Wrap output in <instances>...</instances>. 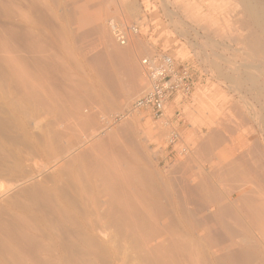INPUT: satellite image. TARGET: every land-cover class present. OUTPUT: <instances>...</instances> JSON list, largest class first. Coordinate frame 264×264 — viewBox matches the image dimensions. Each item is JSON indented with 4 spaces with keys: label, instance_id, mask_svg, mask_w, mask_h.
<instances>
[{
    "label": "rangeland",
    "instance_id": "obj_1",
    "mask_svg": "<svg viewBox=\"0 0 264 264\" xmlns=\"http://www.w3.org/2000/svg\"><path fill=\"white\" fill-rule=\"evenodd\" d=\"M30 1L31 0H25L24 3L28 4ZM105 1H106V3H107V1H109V2L106 4ZM114 1H116V0H111V1L110 0H80V1L79 0H38L37 1V4L39 5V7L42 8L43 10H45L44 13L47 14L46 16L44 14V16L42 17V18L47 19V21H45V19L41 18V16L43 14L38 16L36 13H34V15L36 14L35 15L36 17L33 14H32V16L29 17V19L33 18V20L31 19L32 22L35 21V23H37L35 25L36 26L35 29H36V35L37 36L39 35L38 39H40L41 35H43L42 38L40 39L41 41H37V43L38 42H40V43L39 44L35 43V48L36 47L39 48V47H41V45L46 46V47L44 46L45 48L42 47L43 49L39 48L40 50H42V52L39 51V53H38V51H37V53H38L37 55H40L41 59L40 58L37 59V57L35 59L41 60V62H40V60L37 61V63L39 65H37V63L34 64L35 59L33 60L34 62L33 61L31 62V64L33 63L35 66H32V65L30 66V63H29L30 61L28 62L29 63V70H32L33 72L37 71L36 74L38 75V77L35 74L36 76L33 78L35 80L36 79L38 80V85H37V84H35L37 82V80H36V82H35V80L33 81L32 77H30L29 74H28V77H30V80H32L33 82L28 81L29 79L27 80L26 78L25 79L27 81H24L25 79L22 80V78H23L22 76L24 75V74L22 75V73L19 74L20 75L19 77H21V80L17 76L19 73L18 71H20L18 69L20 66V62L18 60V55H17L18 51H17V49L15 50V48L18 47V42H16L17 41L16 36H12L13 40L10 39L9 38L10 36H8V33L10 34V32H7V31H9V28L13 32L18 31V29H20V26L17 22V19H18V15H19V12H18L19 6H20L19 4L22 2V0H10V1L0 0V33H1L0 34V36H1L0 37L1 38L0 39V49L3 50L2 52L0 50V168H3L5 166L4 169H6L5 170L6 172L3 171L4 169H0V195H1L0 196V207H1L0 208V211H1L0 219H2V218L6 219L7 218V221H6L7 223H9V220H10V223L7 224V227L5 224L6 222L3 223V219L1 220L3 224L1 222L0 223L3 226L5 225L4 228L6 227L5 229H7V230H5L3 228V226L2 227L0 226V227L2 229H4L5 231H8L7 232L8 234L5 236L6 233L4 231V232H2V235L0 233V238H1V236H2V238H5L8 235L10 236L13 234V237L16 236L15 239H17L14 241V240H12L14 238L13 237L11 238V236H10L9 240L11 239L12 242L14 241V243H12V244L10 241H8V239H7L8 237L6 238L7 241H5V239H2V238H1L2 240L0 239V242L5 241V244H4V242L2 244L0 243L1 247L2 246L4 247L7 244L8 246L11 245L10 247H14V249H15L14 250L12 248V250H9L7 248L8 247L7 246L3 250L2 249L3 247L2 248L0 247V256H1V258H3V260H5V262L7 264H15V261H17L18 259H20L22 262L18 260L16 262L17 264H24V263H26V264H34V263L35 264H41V263L42 264L43 263L48 264V262H49V264H59V263L60 264H67L69 262L72 264L73 263L74 264H90V263L91 264H102L104 262H105V264H119V263L120 264H134V262H135V264H139V263L143 264L144 262H145L144 264H147V263L150 264L149 262H151V264L155 263L152 260L151 261H149V259L147 260V258H145V257H144L145 258L144 259L142 255H139L138 250H136V249L133 250L134 248H132V247L136 248L137 247L136 244L138 245V243H135L136 240H134L135 238H134V236H132V233H131V235L128 234L129 231H127V228H126L128 226L126 224H123V223H126V220L124 222H123L124 219L122 220V222L120 221L121 224L124 226L123 229L121 228L122 230H120V227H119L120 223L118 224L117 227H115L117 225L116 223H118L119 221L115 222V219H114V221H113V219H110V218H112L110 216L111 214H108L109 210L107 208H105L107 206L104 203L105 197L99 198L100 199L99 202L102 201L103 204L101 207L102 210L100 211V217L97 220L98 221L97 224L99 225L100 229H102L105 225H107V227L105 226L104 230H99L101 232H99V231L97 232L96 239H94V243H93L94 247L91 243L92 241L90 242L91 239L89 237H88V239H87L88 241L86 243H85L86 240L84 241V239H82L84 244L82 243L81 239H79L80 241L78 240L79 236L81 238L83 236H84V238L87 236L86 230L81 227V222H79V220L76 218V212H77V210H80L79 206L81 207V210L83 211V209H84L83 202L85 201L84 200L82 202V200H80V198H79L78 178L79 179L82 178V180H86V179L88 180V176L93 175V174H95V175L89 176V177H91L92 179H93V177H97L96 173H98V170L101 169V166L99 168L100 161L98 162V158L95 156H99V158H100L103 155H112V157L114 155L113 159L111 158V161H114V162H110V161L109 162H110V164L111 163L113 164L116 162V164H113V166H116V167H117L118 162H119L118 167L120 166V164H122L121 162H123V164L121 165L122 167L121 166L119 167L120 171L122 170L121 168H124L123 165H125V168H126V166H127L126 163L130 164L129 166H127L128 170H130L129 167H132L133 165H134V167L136 166L137 168H139L141 166L142 168L140 167L139 168L140 170H138L136 167L135 168L133 167V169L131 168L132 170H134L133 172H135L134 175H137L136 173L139 172L138 177L141 178V179L138 178L139 180H141L138 182L137 176H135L137 182L139 183V185H136V187L137 186L138 187L135 189V191L137 190L136 191L137 193L135 194L134 190L132 191V189L134 188L135 185L131 186V188L127 189V190L128 191L130 190L131 192H133L134 195H137L140 193L143 196V195L148 193L147 196L149 198H147V196H146V198L151 199L157 194V192H158L157 189H160L159 193L161 191H162L161 194L163 193L161 195V198L165 197L164 199L163 198L161 199L162 202H160V203H162V205H167V206L169 205L168 208L171 211V214L173 213V215H174V212H172L173 210H171L174 206V200H176L177 204L179 203V206L182 205V203L180 204V202H181V200H183L182 202L184 203V205H183L184 209L188 208V211L191 212L190 214L192 215V217H194L193 222L195 221V225L197 226V229H198V231L196 232L195 240L191 241V244H194L195 242L197 243V244L195 243L194 245H192L193 247L195 246L194 248H196V249H200V247H201L202 250L203 249L208 250L210 248V246H209L210 243L207 239L209 237H206L207 235L204 232V227L211 220H213V219L215 220V214H214L215 209H214V207L208 206V203H206V201H204V199L202 200L201 193L193 190V186L195 189V185H197V182H199V179L204 180V179H202L203 175H204V174L202 175V172H206L207 174H209V172H211L210 166H212V167H214V166L220 167L221 166V168H222L224 164L226 165V163H229V164H227L226 168L229 167V169H231V168L233 169L238 165L239 167L237 166V168H240L239 172L244 176L246 175L245 177L243 176L244 178L241 175L242 183L244 181L243 184L245 185V188H249L250 186L252 188L254 186L256 187V185H254V183H255L254 176L255 175L253 172H255V174H256V171L261 166L260 167L258 166L260 164V160L258 158H256V156H254V155H261L262 153L264 154V147H263V145H264V142H263L264 141V128H263V126H264V108H263L264 107V105H263L264 100H263V97H260V93H259V90L257 88V85L256 84L251 85L253 83V81L249 82V79H246L245 73H246V71H249L250 74H251V72H253L252 74L256 75L257 78H261L262 75L260 73H262V74L264 73V64L261 65V63L257 62V61H259V59L262 58L261 55H257V54L255 55V52L252 50L250 51V49L246 47V44H244L242 42L243 37H245L246 36L245 34H247V33H246L245 25L243 26V23H242V21H243L242 19L244 18V14L241 11L239 1L238 0H172L173 9L178 11L179 14H173L169 10L170 14H167L166 16L164 15V16L160 17L159 15H153V17L150 20V23H154L153 26H155V28L153 29V26H151L150 28L152 30H149L148 26L143 27L142 28V35L140 37H135L134 39L130 40L129 44L131 46L129 44H127L124 47L117 44V42L114 41V38L112 37L111 32L109 31V28L107 25L108 20L111 17L112 18L116 17V19H118L120 16H122L120 14V10L122 8V5H124L125 7L123 6V8H126L128 10L130 9V11H132V14L126 15L125 21H123V22L121 20L120 21L124 24L125 23L129 24V23H132L134 21L138 22L140 20V18L143 17L142 6L140 4V0H120V1L117 0L116 2H114ZM121 3H123V4H121ZM5 4L7 5V8H6ZM11 5H14V6H11ZM17 5H19V6H17ZM80 5H81V8H80ZM4 6H5V8H4ZM46 6H48V7H46ZM108 6H109V9L104 8V7L108 8ZM238 7H239V9H238ZM78 8H79V10H78ZM234 8H235V10H234ZM5 9L10 10V12H9L10 16L6 14L9 10L6 12ZM103 9L107 10L106 11L107 13L104 15L102 25L104 26L105 30L107 31V37H109V36L111 37L108 40L112 39L113 45H112L111 41H110V45H112L114 47L118 46L119 48H122V49H125L128 47L129 48L133 47L136 50V57L134 56V60L133 59H132L133 61L130 60L129 63L133 64V66L136 69H138V71L136 70L138 73L137 72L136 73L138 74L139 78L144 77V78H142V79H144L143 80L144 85H142V82H141L142 79L140 78L141 80L138 82H141V83L139 85L136 84L138 89L135 86L132 87V89H134V90L136 89L134 92L135 94L129 93V92H133V90L130 89L131 87H130L129 83L126 84V80L128 77V76H126L127 74L124 75V74L120 73V75L119 74L117 76L115 75L118 80H120V81L123 80V81H121L122 84L121 85L118 84L117 85L118 87L116 89H111V86L109 85V83L104 79L103 74L104 75H106V74L103 73L102 70L105 68V66L107 68L110 65V67H108V70H106V68L104 70V72L108 71L107 74L109 75V70L113 73L115 71L114 69H115V66H117V63L114 60V58L110 56L109 51H108L109 49H107L108 46L105 47V45L103 44L102 38H99L96 32L94 35H97V38L99 40L96 37L92 36L94 33V31H93L94 28H92L94 23H92V21L95 19V16L99 12L98 10L101 11ZM82 10H83V12H82ZM53 11L57 15H55L53 13ZM85 13L86 14L89 13V14L86 15ZM56 16H57V18H56ZM64 16H65V18H64ZM143 18H144V20L142 22L147 21L145 17H143ZM165 19H168L166 21V24L169 26V28H164L162 26V24H165ZM40 20L43 22L44 21L47 22V24L46 23L43 24ZM53 20L55 23L53 22ZM88 20H89V22H88ZM13 22H14V24H13ZM53 23L55 25H52ZM10 25H11V27H9ZM56 25L59 27L56 28L57 27ZM159 25H161L164 29L162 30V28H159ZM39 28H40V30L46 29L47 32L45 30L44 31L46 33L44 31L39 32L40 31ZM59 28H60V30H59ZM173 29H177L178 31H175ZM91 30L93 31V33H91L92 32ZM60 31H63V32H60ZM89 31H91V32H89ZM55 32H57L58 35L64 34L66 36V37L64 36L65 39L61 35H60L61 37L55 36L54 39H52L51 35H54L53 33H55ZM86 32L90 34L89 35L90 37H93L91 39L93 40V42H95L94 44L90 38L88 39L89 36L86 35ZM108 32H110V33H108ZM39 33H41V35ZM84 34H85L84 38L86 37L84 40H86V41L83 40ZM68 36L71 38H69ZM55 38H57V39H55ZM66 38H68V39H66ZM95 38H96V40H94ZM51 39L53 41V45H55V46H53L52 42H50ZM58 39L63 40V41H60ZM42 40H44V41H42ZM134 40H135V42H134ZM3 42H6V43H3ZM44 42H47L48 44L44 43ZM14 43L16 45H13ZM3 44H5V45H3ZM63 44L66 46H64ZM84 44H86V45H84ZM107 44H109V43L107 42ZM135 44H137V45H135ZM96 45H98V46H96ZM6 46H8L10 48L9 51H6V49L8 50V48H6ZM92 47H95V48L92 49ZM137 47L139 49H137ZM38 48H36V49H38ZM46 48L48 50L45 52ZM80 48H83V50L82 49L81 50L84 51L85 53L86 52L89 53L90 51H93V50L94 51H93V53L90 52L91 54L89 56L87 53L85 54L84 52H82L80 50ZM84 48L87 50H84ZM98 48H100V49L98 50ZM95 49H97V50H95ZM157 49H162L164 51L166 50V51L170 52L172 55H174L176 58L189 61L192 64V67H193L194 73H195V87H194L192 94L187 98L177 97V98L173 99L172 101H170V103L168 104L166 113H165V117L162 119L154 118L149 113H147L145 111L134 112V114H133V111L131 108L132 103L134 102L136 97H138L143 92V90L149 86L148 83H149L150 79L148 78L149 76L147 75V73H145V71H144V67L142 65L141 60L147 54L152 53L153 51H155ZM50 51H51V53H50ZM97 51L99 54L100 53L102 54V52L104 51L103 52L104 54L101 55L102 59L105 58L104 62L107 61L106 62L107 64L102 62V63L106 64V65L102 64L104 67L100 66L99 64L97 66L96 61H94L95 57H93L92 55L96 54V56H98ZM137 51H140V52H137ZM53 52H54V54H52ZM246 52H248V53H246ZM55 53H57V54H55ZM82 53H84L85 55H83ZM106 53L109 55H107ZM7 55H9V56H7ZM10 55H11V57H10ZM51 56H52V58H49ZM56 56L60 57V58L58 59ZM91 56L94 59L90 58ZM43 57L44 58L46 57L45 58L46 60H44ZM7 58L9 59L10 62L8 61ZM10 59H12V60H10ZM111 59H112V63L110 62ZM113 61H114V63H113ZM43 62H45V63L43 64ZM48 62H50L52 64L48 65L49 64ZM41 63L43 66L41 65ZM56 63L58 65H56ZM134 63H136V64H134ZM64 64H66V65H64ZM113 64H115V65L113 66ZM40 66L43 68H41ZM44 66H46V67L44 68ZM244 66H245V68H244ZM99 67H101V68H99ZM258 67H261L262 69L260 68L261 69L260 70ZM100 69H101V71H100ZM41 70H43L45 72H41ZM46 70H48V71H46ZM7 73H8V75H7ZM44 73L47 75H44ZM15 74H17V75H15ZM111 75H113V74H111ZM4 76H6V77H4ZM45 76H47V78L49 80ZM24 77H26V76L24 75ZM244 77H245L246 81L248 80V82H244V80H243ZM14 78H15V80H14ZM146 78L148 81L145 83ZM5 79L6 80L8 79L7 80L8 82ZM39 80H41V82ZM18 81H23V83L27 82L28 85H27V83L22 84L21 82H18ZM263 81H264V74H263ZM29 82H31V83H29ZM39 82L44 84L45 87L42 88V86H44V85H42V84L39 85ZM46 84H48L49 86H50V84H52V85L49 87ZM24 85H27L29 87L26 88L27 86L24 87ZM108 85L110 86V88H108L109 87ZM21 87H23V88H21ZM32 87H34L35 91L32 89ZM36 87H37V91L35 89ZM25 88L27 90L28 89L29 90L26 91ZM48 88L50 89L49 92H48V90H49ZM18 89H20L21 91L24 89L23 91H25V92L23 94L25 96H28V94H26V92H28L30 95L27 98L28 99L32 98L31 99L32 102H31V100H28V99L26 100V97L22 95L23 91L20 94V92H19L20 90H18ZM40 89L44 90V91H41L43 93H41V92L40 93L44 94V96L43 95L42 96L47 99V100H45L42 97L44 99V100H42V101H44V102H42L43 106H40V104H41V102L39 101L40 99L36 100L37 98H41L40 93H39V97H37L35 100L33 99L35 97L31 96L33 91L39 92ZM30 90H31V92H29ZM53 90H55V91H53ZM47 92H48V95L46 94ZM66 93L67 94L69 93V94L67 95ZM18 94L22 95L21 96L22 100L19 98L20 96ZM55 94H57V95H55ZM60 94L63 97L60 96ZM35 96H38V93H35ZM54 96H56V97L58 96L57 99H56V97L54 98ZM58 98H60V100ZM71 98H73V99H71ZM17 100H19L20 102ZM45 101L48 104L45 103ZM60 101L61 102L64 101V103L61 104ZM21 102L23 104L25 102V104L23 105V104H21ZM33 102H34V104H33ZM35 102H39V103H35ZM50 102L52 103L53 106L49 105ZM121 102H123V103H121ZM44 103L49 105L48 107L50 108V110H49V108L47 109V105L45 106ZM55 103H57L58 106H57V104L55 105ZM11 104H12V106H11ZM59 104H61V105H59ZM66 104L68 107H66ZM31 105H34V106H31ZM51 107H53V108L51 109ZM126 111L130 112L129 116H128V113ZM16 113H17V115H16ZM63 113L65 115H63ZM240 113H242V114H240ZM253 113H254V115H253ZM26 114L28 116H26ZM239 115H241V116H239ZM120 116L122 117V120H121V118H119ZM58 118L59 119L61 118V120H59ZM261 118H263V120ZM80 119H81V121H80ZM245 120H247V121H245ZM72 121H73V123H72ZM77 121H80V122H77ZM79 123H81V125ZM67 124H69V125H67ZM57 125L60 127H58ZM65 125H66V127L64 128ZM231 125H232V128H231ZM93 126H95V127H93ZM56 128H58V129H56ZM93 128H95V130H93ZM213 128H216V129L214 130ZM46 129H48V130H46ZM69 129L71 130V132ZM57 130L60 131V134L57 133V132H59ZM67 130H68V132H67ZM127 130H129L130 132ZM210 130H212V131H210ZM217 130L218 131L223 130L224 131L223 135H224V137H226V140H224L223 143L222 142L219 143V146L216 145L217 143L212 144V142L210 141L211 140L210 136L211 135L214 136V133ZM213 131H214V133L212 134ZM62 132L63 133L65 132V135H61ZM48 133H50V134H48ZM170 133H172V134L176 133L177 134V137L173 141L169 139L170 137H172V134H170ZM54 134L55 135L58 134L60 136V138H58L59 137L58 135L55 136ZM49 135H50V137H49ZM254 135H256V136H254ZM47 136H48V138H47ZM53 136L56 138H53ZM86 136H89V137L87 138ZM42 138L45 139V141H43ZM81 138H82V140H81ZM257 138H259V139H257ZM65 139H68V140H65ZM112 139L115 141H113ZM39 140H40V142H39ZM255 140H256V142L258 141L260 144L255 143ZM48 142L49 143L51 142V143L49 144ZM205 142H207V143L205 144ZM115 143L118 145V147ZM202 143H204V144H202ZM253 143H255V144H253ZM257 144H258V146H256ZM41 145H43V146H41ZM259 145H261V146H259ZM214 146H217V148L216 147L214 148ZM51 147H52V150L50 149ZM58 147H59V149H58ZM210 147H212L213 150ZM252 147H254V148H252ZM114 148H115V150H114ZM92 149H94V150H92ZM103 149H104V151H103ZM208 149H211L212 152H209ZM223 149H225L226 151ZM253 149H257L258 151H256L255 154L251 153V151ZM84 150H86V151H84ZM106 150L108 151L107 153H106ZM64 151L66 153H64ZM112 151L114 153H112ZM45 152H47V153H45ZM56 152H57V154H56ZM252 152H255V150H253ZM63 153H64V155H63ZM87 153L90 156L92 155L91 158H96L97 160L93 161V159H90V156ZM230 153H231V155H230ZM252 154H254V155H252ZM28 155H30V156L32 155V156L30 157ZM34 155H36V156H34ZM54 155H56V156H54ZM84 155H87V156H84ZM118 155H120V156H118ZM215 155H218V156L216 157ZM239 155L241 157L243 156L242 159ZM9 156H10V159H8ZM33 156H34V158H33ZM123 156H125V157L127 156V157L124 158ZM128 156H130L131 159ZM78 157H79V161H83V162H81V164L79 163L80 164L79 168H78L79 174H78L77 170L73 171L72 173H70L71 171L67 173V171L69 169L68 165L70 166V163L72 164L73 160L77 159ZM116 157L118 160L114 159ZM199 157H200V159H199ZM252 157L258 159L259 161L252 159ZM65 158H68L69 160L65 159ZM71 158H72V160H71ZM73 158H75V159H73ZM236 158H238L239 160H237ZM249 158H250V160H249ZM121 159H125L126 161L121 160ZM234 159L237 161H233ZM115 160H117L118 162ZM246 160L247 161L249 160L250 162L249 161L247 162ZM254 160H255V162L258 161V163L257 162L254 163ZM16 161H17V163H16ZM68 161H69V163H68ZM96 161L98 163H96ZM11 162L13 163L14 166L11 164ZM91 162H94V164L96 163L99 169L96 168L97 166L93 165V163L91 164ZM103 162H105V161H103ZM211 162H214V163H211ZM215 162H217V164H219V165H216ZM230 162H232L233 164L231 163V165H230ZM237 162L240 163L241 165H239ZM251 162H252L254 167H251V166L249 167V165H252ZM61 163H62V165H61ZM65 163H66V165H65ZM106 163L107 162H105V164L104 163L103 164L106 166ZM108 163H107V165H108ZM235 163H236V165H235ZM245 163H246V165H245ZM86 164L87 165L89 164V165L87 166ZM242 164H244V165H242ZM104 165L102 167H104ZM182 165H183V167H182ZM225 165H224V167H225ZM233 165H235V166H233ZM60 166H62L63 168ZM66 166L68 167L67 171L65 170L67 168ZM231 166H233V167H231ZM14 167L17 170L19 168L20 171L17 172V170H16V172H15ZM38 167L39 168L41 167V168L39 169ZM91 167H92V169H91ZM27 168H28V170L30 169V171H28ZM82 168L84 171L80 170ZM94 168H96L95 170L97 172L94 170ZM125 168L123 170H125ZM251 168H252V170H251ZM11 169L13 171H11ZM62 169H64L65 172ZM203 169H204V171H203ZM229 169L227 168L226 170H229ZM1 170L3 172H1ZM61 170H62V172H61ZM93 170L96 173L92 172ZM105 170H108V167ZM116 170H118V168H116ZM142 170H144L145 172ZM243 170H245V171H243ZM248 170H249V172H248ZM25 171H27V172H25ZM88 171H89V174H87ZM110 171H112V170H110ZM76 172H77V174H76ZM1 173H2V175H1ZM3 173H5V174H3ZM13 173H14V175H13ZM48 173L50 176H48ZM64 173H67V174H64ZM69 173H70V175L68 176ZM142 173H147V175L145 174L147 176V178L144 177V174H142ZM249 173H250V175H249ZM80 174L81 175L84 174V175H82V177H81ZM75 175H77V176L75 177ZM247 175H249L253 179H251V178L249 179L248 178L249 176H247ZM16 176H17V178H16ZM70 176L72 177V179L70 178ZM177 176H178V178H176ZM84 177H85V179H84ZM65 178H67V179H65ZM142 178H145L147 183ZM23 179H25L26 181ZM28 179H29V181H28ZM20 180H21V182H19ZM71 180H73V181H71ZM143 180H144V182H143ZM246 180L249 182H247ZM86 181H83L84 185H85V183L89 182V181H87V182ZM13 182H16V183L14 184ZM73 182L75 184H77V186ZM137 182H136V184H137ZM141 182L145 185V186L143 185L144 187H142V186L140 187V185H142ZM174 182H175V184H174ZM187 182L189 183V185ZM248 183H249V185H248ZM63 184L66 185L68 188L66 186H64V188H62L61 186ZM73 184L75 186H73ZM90 184H92V183L89 182V185ZM89 185L87 184L86 186H84L85 191H86V189L91 188V187H89ZM185 185L188 188L190 186L191 190H188V188H185ZM28 186H30V187H28ZM39 186H40V189L41 188L43 189V190L42 189L40 190V193L38 192ZM58 186L60 187L59 190H58ZM87 186H88V188H87ZM191 186H192V188H191ZM34 187H36L37 190H33ZM166 187H167V189H166ZM16 188L18 191L16 190ZM22 188L24 191L22 190ZM30 188H31V190H30ZM145 188L149 189L148 191L151 190L150 191L151 193L148 192L147 190H143ZM177 188L180 190V192H179V190H177ZM183 188H185L187 191ZM26 189H29V190L27 191ZM46 189H47V191H46ZM48 189H51V190L49 191ZM32 190H33V192L36 193V195H35V193L32 192ZM182 190H184V192ZM21 191H23V192H21ZM43 191H45V192H43ZM64 191H66V192H64ZM145 191H147V192H145ZM152 191H156V194H154V192H152ZM231 191L232 190H229L230 193H231ZM25 192H26V194H25ZM31 192L33 194H31ZM52 192H53V194H52ZM74 192H76V193H74ZM195 192H196V194H195ZM221 192L224 196L226 195L225 197H227V194H229L226 192V190H222ZM252 192L250 191L248 193V192L244 191V193H248V194L253 195ZM27 193H30L31 196H30V194L28 195ZM41 193L42 194L46 193L44 195L45 197H43V196L40 197L39 195H42ZM66 193H71V194H73V196L72 195L70 196V194H66ZM171 193H173V196ZM47 194H49V196ZM62 194H63V196H62ZM64 194H66V195H64ZM133 194L131 193V196L134 197ZM140 194L135 196L134 198H136V197L138 198L140 196ZM151 194L152 195L154 194V196H151V198H150ZM198 194L201 196H199ZM254 194H255V192H254ZM27 195L29 198L27 197ZM51 195H52L53 200L51 199ZM176 195H177L178 199H179V197L183 198V199H181L180 202H178L179 200L176 198ZM182 195H184V197ZM21 196H23V197L21 198ZM32 196L34 198H36L37 200L34 199ZM65 196H67V197H65ZM68 196L73 197V201L70 197L68 198ZM142 196H140V200H139L140 203L143 201V199L141 201ZM8 197H9V199H8ZM67 198L69 200H71L72 202L68 201ZM134 198H133V200H134ZM188 198L190 199V201L188 200ZM138 199L134 200V202L135 201L137 202ZM17 200H20V201L18 202ZM31 200L33 202H31ZM50 200H52V201H50ZM74 200L78 201L77 203L79 204V206L75 203ZM40 201H41V203H40ZM165 201H166V203H165ZM70 202H71V204L72 203L76 204V206H74V207H73V204L71 205V208L73 207L74 209H76V211L73 208H72V211H70V207H69ZM139 202H137L136 206L139 205L138 204ZM190 202H191V204H190ZM225 202L230 203L229 199H227V198H226ZM55 203H56V205H55ZM40 204H42V205H40ZM199 204H201L203 207ZM23 205L25 206V208H23L24 207ZM59 205H60V207H59ZM141 205L143 206V208L145 210L144 205L143 204H141ZM225 205H227V204H225ZM21 206H22V208H20ZM48 206L50 207V209L48 208ZM142 206L140 207V205H139L138 206V207H140L139 209L142 210L143 209ZM38 207H40V208H38ZM82 207H83V209H82ZM198 207H201L203 210L202 209L200 210V208H198ZM205 207H206V209H205ZM37 208H38V210H37ZM66 208L68 209L69 212L66 211ZM19 209H22V210H19ZM54 209L57 212L62 211L63 214H62V212L61 213L58 212L56 214L55 211H53ZM60 209H62V210H60ZM144 210H142L143 213H144ZM104 211H108V212H104ZM200 211H202V212H200ZM16 213L19 214L18 217H17ZM67 213L69 214V216L72 215L73 218H72V216H71V218L74 219L75 221L77 220L78 224H80V225H77V223H76L77 221L72 223L73 220L68 219L69 216ZM104 213H105V217H103V218L105 220L102 218V216H104ZM14 214H16L15 216L17 217V220H16ZM117 214L118 213H116V216H117ZM21 215L25 218V220H24V218L19 217ZM27 215H32V216L29 217ZM209 215L211 218L209 217ZM58 216L63 217L64 219L67 217L66 218V219H68L67 222L70 221L71 223H69V222L66 223V219L64 221L63 218L60 219V217H58ZM119 216L120 215L118 214V216L115 218L117 220H119V218H118ZM8 217H9V220H8ZM52 218H54V219H52ZM175 218H176V220L179 221V219L177 217H175ZM203 218L205 221L203 220ZM228 218H230V219H228ZM228 218H226V220L228 219L226 222L229 223L230 225H232L234 228L237 227V225L234 223L233 219H231V217H228ZM5 219H4V221H5ZM102 219L104 221L103 223H102ZM121 219H122V217L120 216V220ZM168 219H169V217H168ZM35 220H36V222H35ZM169 220H167V221H169ZM12 221H13V225H15V223L17 221L15 226H17L19 223L18 227L20 228V230H18L19 229L18 227L13 226L14 227L13 228L12 225H10V224H12ZM22 221L23 222L26 221V222L23 223ZM167 221L165 220V223ZM206 221H207V223L205 224ZM58 222L61 224H59ZM112 222H114V224ZM213 223L214 222L211 221L207 225L210 226V224H213ZM37 224H39L40 226L39 225L37 226ZM109 224L110 225L112 224V225L110 226ZM179 224L180 223H178V225ZM8 225H10L12 228ZM56 225H58V226H60V225L64 226L65 225V226L64 227H62V226L57 227ZM198 225H199V227H198ZM55 226H56V228H55ZM214 226H215V228L218 229L217 225H214ZM22 227L25 228V230L23 228L24 231L21 230ZM1 228H0V230H1ZM8 228H11L10 231ZM30 228L33 230H31ZM40 228L42 230L41 233H40ZM57 228L58 229L62 228L63 231H62V229L60 231ZM64 228H65V230L66 229L67 230L65 231ZM106 228H107V230H105ZM13 229H16L20 233L21 232H23V233H21L19 235L18 234L19 232H17L16 230L14 231ZM68 229H69V231H68ZM71 229L74 231V233ZM80 229H82V230H80ZM214 229H212L211 231H213ZM219 229L218 230L215 229V232H217V233L213 232L215 237H217L219 232L221 231V233L222 232L223 233L222 234L220 233L221 235L219 234V236H220L219 240L221 237H225L224 239L227 238L229 240L230 239L229 235H227L226 232H224V230L222 228L219 227ZM77 230H80V231L78 232ZM83 230H84L85 234H84ZM13 231H14V233H13ZM54 231L55 232L58 231L57 232L59 235L58 238H57V233H55ZM75 231H76L77 235L75 234ZM109 231H111V232H109ZM24 232L25 233L29 232L28 234L29 235L31 234L33 238H31V236H29V238H30V240H29V238H27L25 236L24 239H22L24 235L28 236V234L27 233L24 234ZM104 232L105 233L108 232V233L103 234ZM70 233H71V235L72 234L73 235L70 236ZM81 233H82V235H79ZM14 234H18V236L14 235ZM127 234H128V236H127ZM45 235H46V237H45ZM108 235H109V237H108ZM129 235H130V237H129ZM68 236H70V239L68 238ZM131 236L133 237V239ZM34 237H36V238H34ZM73 238H74V240H73ZM32 239H34V240H32ZM61 239H62V241H61ZM130 239L132 240V242ZM237 239L239 240V238H237ZM19 240H21L20 243L22 241L24 243L22 242L20 244ZM25 240H27V241H25ZM31 240L33 242H31ZM50 240L52 241L54 246L50 242ZM63 240H64V242H63ZM65 240H67V241H65ZM109 240H111V241H109ZM27 242H29L30 244H28ZM38 242H41V244H39ZM60 242H62V245ZM95 242L97 244H100V245H97L98 248H95V247H97V246H95L96 245ZM31 243H34V244L36 243V244H38V246L36 244H35L36 246L34 245L35 247L31 246ZM64 243H66V244H64ZM71 243H73V244L78 243V244H75L74 246H72L73 244H71ZM134 243H135V245H134ZM16 244H18V245H16ZM22 244L23 245L25 244L24 246H26L27 252H24L26 250H25V247H24V249L22 248V246H23ZM48 244H49V246H47ZM127 244L128 245L131 244V246L130 245L128 246ZM20 245H22V246H20ZM39 245H43V246L40 247ZM64 245H66V246H64ZM70 245H71V248H70ZM91 245H92V247H91ZM197 245H199L200 247ZM27 246L28 247L31 246V248L30 247L28 248ZM44 247H46V248H44ZM113 247H115L117 249L115 250ZM82 248H84V249H82ZM5 249H8V250H5ZM38 249H40V251ZM43 249H44V251H43ZM47 249L48 250L51 249V252L48 251ZM62 249L65 250V252L62 251ZM79 249H81V250H79ZM35 250L38 252H35ZM90 250H94L93 253H95V254H96V252H98L97 253L98 256L96 254V256H97L96 257L92 253V251H90ZM9 251H11V253ZM12 251H14V252L17 251L16 256L19 255V257L17 256L18 259L14 255H12L13 254ZM19 251H20V253H19ZM67 251H69V252H67ZM115 252L116 253L118 252V256H117L118 258H116L117 254L115 255ZM30 253H31V255H30ZM125 253H127V254H125ZM23 254H25V255H23ZM11 255L16 258V260H14V262H13L14 258ZM20 255H22V256H20ZM66 255H67V257H66ZM73 255L75 256L74 258H72ZM127 255L129 256V258ZM23 256H24V258H23ZM34 256H35V258H34ZM40 256H42L44 258H42ZM69 257H71L72 259ZM100 257H101V259H100ZM194 257L190 261L191 257L188 260V256H187V258H186L187 260H185V264H191L192 262H193L192 264H202L203 263L202 261L198 260V258H197L198 256H194ZM31 258H33V259L30 261ZM38 258H40V259H38ZM67 258H68V260H67ZM65 259H66L67 263L65 262ZM195 259L198 261L196 262ZM100 260L102 263L100 262ZM130 260H131V262H129ZM146 260H147V262H146ZM38 261L40 263H38ZM44 261H46V263ZM124 261H126L127 263L126 262L124 263ZM27 262H29V263H27Z\"/></svg>",
    "mask_w": 264,
    "mask_h": 264
},
{
    "label": "bare ground",
    "instance_id": "obj_2",
    "mask_svg": "<svg viewBox=\"0 0 264 264\" xmlns=\"http://www.w3.org/2000/svg\"><path fill=\"white\" fill-rule=\"evenodd\" d=\"M7 1H10V0H7ZM24 1L25 0H22V2L19 4V5H17V6H19V15H18V19H17V22H18V24H19V26H20V29H18V31H12V30H10V28H9V31H7V32H10V34L8 33V36H10L9 38L10 39H12V36H16V42H18V47L17 48H15V50L17 49V51H18V53H17V55H18V60H19V62H20V66H19V70L20 71H18L19 73H18V75L17 74H15V75H17L18 77L20 76L19 74L20 73H22V75L24 74L26 77H24V75L22 76L23 78H22V80L23 79H29L28 81H31V82H33L35 79H33L37 74V71H32V70H29V63H30V66L32 65V66H35L34 64H36L37 63V61H39L41 58H40V55H37L38 53H39V51L40 52H42V50H40L42 47H44L43 45H41V47H36V48H38V49H36L35 48V43H37V41H41L40 39L42 38V36L43 35H41V33H39L40 35H41V37H40V39H38V37H39V35L37 36L36 35V29H35V25L37 24V23H35V21L34 22H32L31 21V19L33 20V18H31V19H29V17L30 16H32V14L34 15V13H36L38 16H40V15H42L41 16V18L44 16V11L45 10H43L42 8H40L39 7V5L37 4V1L38 0H31L28 4H26V3H24ZM80 1V0H79ZM111 1V0H110ZM117 1V0H116ZM116 1H114V2H116ZM120 1V0H119ZM239 1V3H240V7H241V11L243 12V14H244V18L242 19L243 21H242V23H243V26L245 25V29L247 30L246 31V33L247 34H245L246 36L245 37H243V42H244V44H246V47L247 48H249L250 49V51L252 50V51H254L255 52V55L257 54V55H261V59H259V61H257L258 63H261V65L262 64H264V0H238ZM15 2V1H14ZM109 1H107V3H108ZM12 3V2H11ZM105 3H106V1H105ZM106 3V4H107ZM111 3V2H110ZM121 4H123V3H121ZM49 5V4H48ZM126 5V4H125ZM128 5V4H127ZM5 6H6V8H7V5L5 4ZM5 6H4V8H5ZM11 6H14V5H11ZM41 6V5H40ZM123 6L124 5H122V8H121V10H120V14L122 15V16H120L118 19H120L122 22L123 21H125L126 19H125V16L126 15H131L132 14V11H130V9L128 10V9H126V8H123ZM46 7H48V6H46ZM125 7V6H124ZM12 8V7H11ZM80 8H81V5H80ZM85 8V7H84ZM83 8V9H84ZM104 8H106V9H109V6H108V8L107 7H104ZM50 9V8H49ZM238 9H239V7H238ZM9 9H5V11L7 12ZM12 10V9H11ZM15 10V9H14ZM17 10V9H16ZM78 10H79V8H78ZM234 10H235V8H234ZM47 11V10H46ZM51 11V10H50ZM81 11V10H80ZM95 11V10H94ZM99 12L97 13V15L95 16V19L92 21V23H94L93 24V27L92 28H94L93 29V31H94V33H93V31L91 32V31H89V32H91V33H93V37H96L97 38V35H98V37L99 38H102V40H103V44L105 45V47H107L108 46V48L107 49H109L108 51H109V54H110V56L111 57H113L114 58V60L116 61V63H117V66H115V71L112 73L110 70H109V75L107 74V72L105 71L104 72V70H105V68H106V66H105V68L102 70L103 71V73H105L106 75H104L103 74V76H104V79L109 83V85L111 86V89H116L118 86V84H122V82L121 81H123V80H118L117 78H116V76L119 74L120 75V73H122V74H124V75H126V76H128L127 77V80H126V84H130V89H132V87H137V85H139L141 82H142V85H144L143 84V80L144 79H142V78H144V77H138V69H136L134 66H133V64H130L129 62H130V60L131 61H133L134 60V56L136 57V50L133 48V47H128V48H125V49H122V48H119L118 46L117 47H114V46H112L113 45V42H112V39L111 40H108L109 38H111L110 36L109 37H107V31L105 30V28H104V26L102 25V21H103V19H104V15L107 13L106 11L107 10H105V9H103V10H98ZM167 12H168V14H170V11L169 10H166ZM10 10L6 13L7 15H9L10 16ZM15 12V11H14ZM56 12V11H55ZM78 12V11H77ZM82 12H83V10H82ZM85 12V11H84ZM91 12V11H90ZM9 13V14H8ZM53 13H54V11H53ZM116 13V12H115ZM18 14V13H17ZM35 14V15H36ZM55 15H57L56 13H54ZM53 14V15H54ZM79 14V13H78ZM86 14V13H85ZM89 14V13H88ZM88 14H86V15H88ZM6 15V16H7ZM34 15V16H35ZM47 14H45V16H46ZM85 15V16H86ZM8 16V17H9ZM37 16V17H38ZM119 16V15H118ZM36 17V16H35ZM84 17V16H83ZM12 18V17H11ZM48 18V17H47ZM54 18V17H53ZM56 18H57V16H56ZM63 18V17H62ZM64 18H65V16H64ZM67 18V17H66ZM112 18V17H111ZM110 18V19H111ZM114 18H116V17H114ZM127 18V17H126ZM170 18V17H169ZM242 18V17H241ZM14 19V18H13ZM42 19H45V18H42ZM41 19V20H42ZM109 19V20H110ZM35 20V19H34ZM40 20V21H41ZM49 20V19H48ZM51 20V19H50ZM109 20H108V28H109V31H110V27H109ZM114 20H116V19H114ZM45 21H47V19H45ZM43 22V21H41L43 24L44 23H46L47 24V22ZM53 22H54V20H53ZM58 22V21H57ZM88 22H89V20H88ZM12 23V22H11ZM55 23V22H54ZM52 24V25H55V24ZM91 23V24H92ZM13 24H14V22H13ZM49 24V23H48ZM74 24V23H73ZM85 24V23H84ZM130 24V23H129ZM7 25V24H6ZM50 25V24H49ZM57 26V25H56ZM55 26V27H56ZM9 27H11V25L9 26ZM14 27V26H13ZM51 27V26H50ZM49 27V28H50ZM54 27V28H55ZM59 26H57L56 28H58ZM4 28V27H3ZM47 28V27H46ZM244 28V27H243ZM16 29V28H15ZM39 30H40V28H39ZM38 30V31H39ZM46 32H47V30L46 29H44ZM44 30H40L39 32H41V31H44ZM57 30V29H56ZM59 30H60V28H59ZM62 30V29H61ZM79 30V29H78ZM12 31V32H11ZM44 31V32H45ZM43 32V33H44ZM45 32V33H46ZM60 32H63V31H60ZM95 32L97 33V35H94L95 34ZM111 32V31H110ZM110 32H108V33H110ZM42 33V34H43ZM1 34V33H0ZM7 34V33H6ZM54 35H51L52 36V39H54V37L56 36H59V37H61V36H65L64 34L63 35H61V34H59L58 35V33L57 32H55V33H53ZM61 35V36H60ZM86 35H90L89 33H87L86 32ZM112 35V34H111ZM3 36V35H2ZM47 36V35H46ZM50 36V37H51ZM84 36H85V34L83 35V40L86 38H84ZM1 37V36H0ZM62 37V38H63ZM66 37V36H65ZM65 37H64V39H65ZM69 37V36H68ZM82 37V36H81ZM93 37H88V39L90 38H93ZM113 37V36H112ZM14 38V37H13ZM69 38H71V37H69ZM96 38L94 39V40H96ZM114 38V37H113ZM1 39V38H0ZM52 39H51V41L50 42H52V45H53V41H52ZM55 39H57V38H55ZM66 39H68V38H66ZM98 39V38H97ZM3 40V39H2ZM13 40V39H12ZM50 40V39H49ZM58 40H60V39H58ZM99 40V39H98ZM241 40V39H240ZM42 41H44V40H42ZM57 41V40H56ZM60 41H63V40H60ZM82 41V40H81ZM84 41H86V40H84ZM91 41L93 42V40L91 39ZM110 41L112 42V45H110ZM114 41H116L115 40V38H114ZM14 42V41H13ZM49 42V41H48ZM78 42V41H77ZM83 42V41H82ZM107 42L109 43V44H107ZM117 42V41H116ZM130 42V41H129ZM134 42H135V40H134ZM3 43H6V42H3ZM40 42H38L37 44H39ZM44 43H47V42H44ZM68 43V42H67ZM95 42H93V44H94ZM115 43V42H114ZM42 44V43H41ZM48 44V43H47ZM66 44V43H65ZM97 44V43H96ZM117 44H119V45H121V46H126V45H122V44H120L119 42H117ZM3 45H5V44H3ZM13 45H16L15 43L13 44ZM62 45V44H61ZM64 45V44H63ZM68 45V44H67ZM84 45H86V44H84ZM102 45V44H101ZM135 45H137V44H135ZM2 46V45H1ZM39 46V45H38ZM53 46H55V45H53ZM64 46H66V45H64ZM96 46H98V45H96ZM120 46V47H121ZM131 46V45H130ZM134 46V45H133ZM3 47V46H2ZM16 47V46H15ZM46 47V46H45ZM44 47V48H45ZM57 47V46H56ZM84 47V46H83ZM6 48H8V50L6 49V51H9L10 50V48L8 47V46H6ZM66 48V47H65ZM90 48V47H89ZM93 48H95V47H92V49ZM5 49V48H4ZM43 49V48H42ZM83 50V48H80V50ZM91 49V48H90ZM100 48H98V50H99ZM106 49V48H105ZM137 49H139L138 47H137ZM1 50V49H0ZM48 49L46 48V50H45V52L47 51ZM81 50V51H82ZM84 50H87V49H85L84 48ZM95 50H97V49H95ZM3 50H1V52H2ZM37 51H38V53H37ZM52 51V50H51ZM51 51H50V53H51ZM80 51V52H81ZM90 51V50H89ZM88 51V52H89ZM94 51V50H93ZM93 51H90V52H92L93 53ZM149 51V50H148ZM44 52V53H45ZM82 52H84V51H82ZM87 53L89 56H90V54L91 53ZM104 52V51H103ZM102 52V54H104ZM107 52V51H106ZM137 52H140V51H137ZM7 53V52H6ZM85 53V52H84ZM84 53H82L83 55H85ZM96 53V52H95ZM246 53H248V52H246ZM9 54V53H8ZM48 54V53H47ZM52 54H54V52L52 53ZM51 54V55H52ZM55 54H57V53H55ZM97 54H98V56H96V54H94V55H92L93 57H95V60L94 61H96V64H97V66H98V64L100 65V66H102V67H104L102 64H104V63H106L107 61H105L104 62V59H102V54L100 53H98V51H97ZM107 54V53H106ZM109 54H107V55H109ZM12 55V54H11ZM11 55H10V57H11ZM207 55V54H206ZM7 56H9V55H7ZM13 56V55H12ZM50 56V55H49ZM74 56V55H73ZM87 56V55H86ZM90 57V58H92V59H94L93 57ZM104 56V55H103ZM109 56V57H110ZM248 56V55H247ZM4 57V56H3ZM37 57V59L38 58H40L39 60H37V59H35ZM57 57V56H56ZM250 57V56H249ZM256 57V56H255ZM6 58V57H5ZM17 58V57H16ZM44 58V57H43ZM46 58V57H45ZM44 58V60H46ZM49 58H52V56L51 57H49ZM58 59L60 58V57H57ZM73 58V57H72ZM8 59V58H7ZM35 59V63L33 64H31V62L33 61ZM63 59V58H62ZM88 59V58H87ZM133 59V60H132ZM10 60H12V59H10ZM43 60V61H44ZM136 60V59H135ZM251 60V59H250ZM249 60V61H250ZM8 61H9V59H8ZM30 61V62H29ZM48 61V60H47ZM50 61V60H49ZM52 61V60H51ZM54 61V60H53ZM58 61V60H57ZM110 61V60H109ZM256 61V60H255ZM10 62V61H9ZM29 62V63H28ZM34 62V61H33ZM40 62H41V60H40ZM56 62V61H55ZM99 62V63H98ZM102 62H104V63H102ZM111 63H112V59H111V61H110ZM109 62V63H110ZM142 62V61H141ZM256 62V63H257ZM45 62H43V64H44ZM49 64L48 65H51L52 63H50V62H48ZM59 63V62H58ZM62 63V62H61ZM71 63V62H70ZM74 63V62H73ZM113 63H114V61H113ZM143 63V62H142ZM107 64V63H106ZM106 64H104V65H106ZM134 64H136V63H134ZM249 64V63H248ZM255 64V63H254ZM13 65V64H12ZM19 65V64H18ZM37 65H39L38 63H37ZM36 65V66H37ZM41 65H42V63H41ZM47 65V66H48ZM56 65H58L57 63H56ZM64 65H66V64H64ZM76 65V64H75ZM115 64H113V66H114ZM2 66V65H1ZM43 66V65H42ZM62 66V65H61ZM80 66V65H79ZM136 66V65H135ZM243 66V65H242ZM250 66V65H249ZM252 66V65H251ZM5 67V66H4ZM41 67V66H40ZM46 66H44V68H45ZM50 67V66H49ZM52 67V66H51ZM54 67V66H53ZM56 67V66H55ZM96 67V66H95ZM108 67H110V65L108 66ZM108 67L106 68V70H108ZM220 67V66H219ZM240 67V66H239ZM6 68V67H5ZM16 68V69H17ZM41 68H43V67H41ZM99 68H101V67H99ZM98 68V69H99ZM138 68V67H137ZM244 68H245V66H244ZM259 69L261 68V67H258ZM50 69V68H49ZM59 69V68H58ZM141 69V68H140ZM236 69V68H235ZM262 69V68H261ZM260 69V70H261ZM7 70V69H6ZM15 70V69H14ZM45 70V69H44ZM137 70V71H136ZM237 70V69H236ZM246 70V69H245ZM259 70V71H260ZM46 71H48V70H46ZM50 71V70H49ZM100 71H101V69H100ZM145 71V70H144ZM263 71V70H262ZM8 72V71H7ZM41 72H45V71H43V70H41ZM51 72V71H50ZM137 72V73H136ZM255 72V71H254ZM261 72V71H260ZM5 73V72H4ZM47 73V72H46ZM54 73V72H53ZM113 74V75H111V74ZM146 73V72H145ZM253 72H251V74H250V72L249 71H246V73H245V76H246V79H249V82L250 81H253V83L251 84V85H253V84H256L257 85V88H258V90H259V93H260V97H263V100H264V81H263V74L262 73H260L261 75H262V77L261 78H257V76L256 75H254V74H252ZM28 74H29V76L30 77H32V80H30V77H28ZM36 74V75H35ZM7 75H8V73H7ZM6 75V76H7ZM44 75H47V74H45L44 73ZM57 75V74H56ZM60 75V74H59ZM116 75V76H115ZM258 75V74H257ZM6 76H4V77H6ZM260 76V75H259ZM14 77V76H13ZM28 77V78H27ZM37 77H38V75H37ZM44 77V76H43ZM46 78H47V76H45ZM49 77V76H48ZM63 77V76H62ZM20 78V80H21V77H19ZM18 78V79H19ZM68 78V77H67ZM149 78V77H148ZM230 78V77H229ZM243 78V77H242ZM13 79V78H12ZM24 80V81H27V80ZM48 79V78H47ZM55 79V78H54ZM59 79V78H58ZM70 79V78H69ZM246 79H245V77H244V82H248V80L246 81ZM6 80V79H5ZM8 80V79H7ZM6 80V81H7ZM14 80H15V78H14ZM37 80V79H36ZM36 80H35V82H36ZM49 80V79H48ZM141 80V82H138V81H140ZM40 82H41V80H39ZM43 81V80H42ZM47 81V80H46ZM52 81V80H51ZM54 81V80H53ZM59 81V80H58ZM148 80H147V78H146V81H145V83L147 82ZM241 81V80H240ZM8 82V81H7ZM18 82H21L22 84H25V83H27V82H25V83H23V81H18ZM31 82H29V83H31ZM34 82V83H35ZM39 82V85L40 84H42V83H40ZM50 82V81H49ZM48 82V83H49ZM86 82V81H85ZM6 83V82H5ZM20 83V84H21ZM33 83V84H34ZM45 83V82H44ZM57 83V82H56ZM21 84V85H22ZM35 84H37L38 85V80H37V82L35 83ZM83 84V83H82ZM137 84V85H136ZM7 85V84H6ZM19 85V84H18ZM27 85H28V83H27ZM27 85H24V87L25 86H27ZM30 85V84H29ZM32 85V84H31ZM36 85V86H37ZM42 85H44V84H42ZM46 85H48V84H46ZM52 84H50V86H51ZM61 85V84H60ZM75 85V84H74ZM108 85V86H109ZM23 86V85H22ZM35 86V85H34ZM49 86V85H48ZM49 86V87H50ZM55 86V85H54ZM110 86L108 87V88H110ZM141 86V85H140ZM7 87V86H6ZM13 87V86H12ZM20 87V86H19ZM29 86H27L26 88H28ZM38 87V86H37ZM37 87L35 88L36 89V91H37ZM43 87H45V85L44 86H42V88ZM56 87V86H55ZM66 87V86H65ZM144 87V86H143ZM149 87V86H148ZM239 87V86H238ZM21 88H23V87H21ZM25 88V90L26 91H28L27 89ZM39 88V87H38ZM88 88V87H87ZM92 88V87H91ZM103 88V87H102ZM256 88V87H255ZM32 89L34 90V87H32ZM45 89V88H44ZM49 89V88H48ZM63 89V88H62ZM68 89V88H67ZM71 89V88H70ZM69 89V90H70ZM137 89H138V87H137ZM142 89V88H141ZM244 89V88H243ZM8 90V89H7ZM18 90H20V89H18ZM24 90V89H23ZM22 90V91H23ZM39 90V89H38ZM58 90V89H57ZM74 90V89H73ZM133 90V92H129L130 94L131 93H134L135 92V90L134 89H132ZM21 90L19 91L20 92V94H21V92H22ZM35 91V90H34ZM33 91V95L31 94V96L33 97H35V98H33L34 100L37 98V97H39V93L41 92V91H44L43 89L41 90L40 89V91L39 92H34ZM50 91V89L48 90V92ZM53 91H55V90H53ZM52 91V92H53ZM62 91V90H61ZM83 91V90H82ZM131 91V90H130ZM138 91V90H137ZM25 91H23L22 92V95L23 96H25L23 93H24ZM29 92H31V90L29 91ZM48 92L46 93L47 95H48ZM63 92V91H62ZM75 92V91H74ZM124 92V91H123ZM257 92V91H256ZM35 93H38V96H35ZM41 93H43V92H41ZM40 93V96H41V98L44 96V94H41ZM58 93V92H57ZM72 93V92H71ZM26 94H28V96H25L26 97V100L28 99L27 97H29V93L28 92H26ZM51 94V93H50ZM54 94V93H53ZM52 94V95H53ZM67 94V93H66ZM69 94V93H68ZM67 94V95H68ZM124 94V93H123ZM128 94V93H127ZM135 94V93H134ZM19 95V94H18ZM22 95H19L20 97V99L22 100V98H21V96ZM37 95V94H36ZM43 95V96H42ZM55 95H57V94H55ZM257 95V94H256ZM7 96V95H6ZM9 96V95H8ZM59 96V95H58ZM57 96V97H58ZM60 96H62L61 94H60ZM108 96V95H107ZM122 96V95H121ZM128 96V95H127ZM132 96V95H131ZM56 96H54V98H55ZM57 97H56V99H57ZM63 97V96H62ZM80 97V96H79ZM92 97V96H91ZM90 97V98H91ZM124 97V96H123ZM258 97V96H257ZM41 98H37L36 100H38V99H40L39 101L41 102V104H40V106H43L42 104V102H44V101H42V100H47L45 97H43L42 99ZM49 98V97H48ZM81 98V97H80ZM125 98V97H124ZM134 98V97H133ZM19 99V100H20ZM32 98H29L28 100H31ZM53 99V98H52ZM59 100H60V98H58ZM71 99H73V98H71ZM118 99V98H117ZM135 99V98H134ZM19 100H17V101H19ZM25 100V99H24ZM23 100V101H24ZM76 100V99H75ZM83 100V99H82ZM111 100V99H110ZM13 101V100H12ZM57 101V100H56ZM84 101V100H83ZM20 102V101H19ZM27 102V101H26ZM31 102H32V100H31ZM55 102V101H54ZM61 102V101H60ZM78 102V101H77ZM82 102V101H81ZM124 102V101H123ZM123 102H121V103H123ZM12 103V102H11ZM30 103V102H29ZM35 103H39V102H35ZM45 103H47L46 101H45ZM44 103V105L46 106L47 104H45ZM58 103V102H57ZM57 103H55V105L57 104ZM64 103V101L63 102H61V104H63ZM114 103V102H113ZM259 103V102H258ZM13 104V103H12ZM12 104H11V106H12ZM21 104H23L22 102H21ZM24 104H25V102H24ZM23 104V105H24ZM33 104H34V102H33ZM61 104H59V105H61ZM70 104V103H69ZM10 105V104H9ZM15 105V104H14ZM49 105H52V103L50 102V104ZM49 105H47V109L49 108L48 106ZM264 105V104H263ZM19 106V105H18ZM27 106V105H26ZM31 106H34V105H31ZM37 106V105H36ZM39 106V105H38ZM53 106V105H52ZM57 106H58V104H57ZM245 106V105H244ZM14 107V106H13ZM64 107V106H63ZM66 107H68L67 106V104H66ZM93 107V106H92ZM125 107V106H124ZM130 107V106H129ZM128 107V108H129ZM15 108V107H14ZM21 108V107H20ZM38 108V107H37ZM45 108V107H44ZM53 107H51V109H52ZM131 108H132V106H131ZM130 108V109H131ZM264 108V107H263ZM16 109V108H15ZM14 109V110H15ZM63 109V108H62ZM61 109V110H62ZM68 109V108H67ZM74 109V108H73ZM129 109V110H130ZM30 110V109H29ZM43 110V109H42ZM49 110H50V108H49ZM66 110V109H65ZM105 110V109H104ZM128 110V109H127ZM16 111V110H15ZM26 111V110H25ZM60 111V110H59ZM131 111V110H130ZM27 112V111H26ZM41 112V111H40ZM49 112V111H48ZM51 112V111H50ZM69 112V111H68ZM127 112V111H126ZM125 112V113H126ZM20 113V112H19ZM128 113V116L130 115L129 113L130 112H127ZM262 113V112H261ZM25 114V113H24ZM43 114V113H42ZM58 114V113H57ZM60 114V113H59ZM62 114V113H61ZM133 114H134V112H133ZM239 114V113H238ZM240 114H242V113H240ZM257 114V113H256ZM11 115V114H10ZM16 115H17V113H16ZM30 115V114H29ZM63 115H65L64 113H63ZM70 115V114H69ZM253 115H254V113H253ZM263 115V114H262ZM26 116H28L27 114H26ZM57 116V115H56ZM68 116V115H67ZM115 116V115H114ZM126 116V115H125ZM239 116H241V115H239ZM243 116V115H242ZM250 116V115H249ZM257 116V115H256ZM59 117V116H58ZM66 117V116H65ZM70 117V116H69ZM113 117V116H112ZM223 117V116H222ZM34 118V117H33ZM63 118V117H62ZM79 118V117H78ZM118 118V117H117ZM119 118H121V120H122V117L120 116ZM167 118V117H166ZM55 119V118H54ZM53 119V120H54ZM59 119V118H58ZM73 119V118H72ZM243 119V118H242ZM262 120H263V118H261ZM30 120V119H29ZM33 120V119H32ZM57 120V119H56ZM59 120H61V118L59 119ZM58 120V121H59ZM71 120V119H70ZM79 120V119H78ZM64 121V120H63ZM80 121H81V119H80ZM80 121H77V122H80ZM84 121V120H83ZM86 121V120H85ZM128 121V120H127ZM230 121V120H229ZM245 121H247V120H245ZM9 122V121H8ZM11 122V121H10ZM71 122V121H70ZM76 122V121H75ZM21 123V122H20ZM38 123V122H37ZM40 123V122H39ZM64 123V122H63ZM72 123H73V121H72ZM109 123V122H108ZM262 123V122H261ZM10 124V123H9ZM8 124V125H9ZM35 124V123H34ZM55 124V123H54ZM57 124V123H56ZM59 124V123H58ZM80 125H81V123H79ZM234 124V123H233ZM67 125H69V124H67ZM71 125V124H70ZM78 125V124H77ZM230 125V124H229ZM244 125V124H243ZM58 126V125H57ZM228 126V125H227ZM236 126V125H235ZM11 127V126H10ZM58 127H60V126H58ZM66 127V125L64 126V128ZM69 127V126H68ZM67 127V128H68ZM76 127V126H75ZM79 127V126H78ZM88 127V126H87ZM93 127H95V126H93ZM131 127V126H130ZM155 127V126H154ZM234 127V126H233ZM237 127V126H236ZM235 127V128H236ZM44 128V127H43ZM62 128V127H61ZM63 128V129H64ZM74 128V127H73ZM127 128V127H126ZM166 128V127H165ZM231 128H232V125H231ZM234 128V129H235ZM263 128H264V126H263ZM5 129V128H4ZM56 129H58V128H56ZM84 129V128H83ZM214 130L216 129V128H213ZM212 129V130H213ZM219 129V128H218ZM262 129V128H261ZM12 130V129H11ZM46 130H48V129H46ZM61 130V129H60ZM70 130V129H69ZM80 130V129H79ZM78 130V131H79ZM87 130V129H86ZM93 130H95V128H93ZM212 130H210V131H212ZM232 130V129H231ZM57 131H59V130H57ZM65 131V130H64ZM77 131V132H78ZM82 131V130H81ZM126 131V130H125ZM127 131H129V130H127ZM233 131V130H232ZM5 132V131H4ZM37 132V131H36ZM67 132H68V130H67ZM66 132V133H67ZM70 132H71V130H70ZM89 132V131H88ZM130 132V131H129ZM159 132V131H158ZM162 132V131H161ZM172 132V131H171ZM174 132V131H173ZM231 132V131H230ZM51 133V132H50ZM50 133H48V134H50ZM57 133H59L60 134V131L59 132H57ZM63 133V132H62ZM61 133V135H65V132L62 134ZM75 133V132H74ZM124 133V132H123ZM160 133V132H159ZM211 133V132H210ZM214 133V131L212 132V134ZM216 133V134H215ZM215 133H214V136L213 135H211L210 136V141L212 142V144H215V143H217L216 145L217 146H219V143H223V141L224 140H226V137H224V131L223 130H217V131H215ZM42 134V133H41ZM53 134V133H52ZM68 134V133H67ZM66 134V135H67ZM77 134V133H76ZM165 134V133H164ZM170 134H172V133H170ZM209 134V133H208ZM55 135V134H54ZM58 134H56L55 136H57ZM89 135V134H88ZM151 135V134H150ZM162 135V134H161ZM59 136V135H58ZM75 136V135H74ZM126 136V135H125ZM124 136V137H125ZM128 136V135H127ZM170 136V135H169ZM180 136V135H179ZM237 136V135H236ZM254 136H256V135H254ZM42 137V136H41ZM49 137H50V135H49ZM78 137V136H77ZM87 138L89 137V136H86ZM14 138V137H13ZM47 138H48V136H47ZM53 138H56V137H54L53 136ZM52 138V139H53ZM58 138H60V136L58 137ZM76 138V137H75ZM102 138V137H101ZM100 138V139H101ZM116 138V137H115ZM251 138V137H250ZM38 139V138H37ZM43 139V138H42ZM80 139V138H79ZM103 139V138H102ZM114 139V138H113ZM112 139V140H113ZM170 140H174L173 139V137H170L169 138ZM257 139H259V138H257ZM256 139V140H257ZM65 140H68V139H65ZM81 140H82V138H81ZM87 140V139H86ZM106 140V139H105ZM204 140V139H203ZM250 140V139H249ZM254 140V139H253ZM252 140V141H253ZM256 140H255V143H258V144H260L258 141L256 142ZM43 141H45V139H43ZM51 141V140H50ZM92 141V140H91ZM113 141H115V140H113ZM132 141V140H131ZM18 142V141H17ZM39 142H40V140H39ZM58 142V141H57ZM93 142V141H92ZM91 142V143H92ZM107 142V141H106ZM254 142V141H253ZM264 142V141H263ZM16 143V142H15ZM49 143V142H48ZM51 143V142H50ZM49 143V144H50ZM72 143V142H71ZM76 143V142H75ZM119 143V142H118ZM207 142H205V144H206ZM241 143V142H240ZM255 143H253V144H255ZM48 144V145H49ZM68 144V143H67ZM113 144V143H112ZM116 144V143H115ZM202 144H204V143H202ZM231 144V143H230ZM258 144L256 145V146H258ZM40 145V144H39ZM52 145V144H51ZM66 145V144H65ZM77 145V144H76ZM117 145V144H116ZM228 145V144H227ZM243 145V144H242ZM41 146H43V145H41ZM62 146V145H61ZM69 146V145H68ZM100 146V145H99ZM217 146H214V148L216 147L217 148ZM229 146V145H228ZM255 146V145H254ZM259 146H261V145H259ZM49 147V146H48ZM72 147V146H71ZM96 147V146H95ZM116 147V146H115ZM117 147H118V145H117ZM179 147V146H178ZM181 147V146H180ZM205 147V146H204ZM263 147H264V145H263ZM3 148V147H2ZM33 148V147H32ZM42 148V147H41ZM91 148V147H90ZM106 148V147H105ZM110 148V147H109ZM121 148V147H120ZM119 148V149H120ZM208 148V147H207ZM211 149H212V147H210ZM233 148V147H232ZM252 148H254V147H252ZM251 148V149H252ZM262 148V147H261ZM51 150H52V147L50 148ZM49 149V150H50ZM58 149H59V147H58ZM66 149V148H65ZM70 149V148H69ZM68 149V150H69ZM87 149V148H86ZM89 149V148H88ZM204 149V148H203ZM206 149V148H205ZM211 149H208L209 150V152H212V150ZM221 149V148H220ZM248 149V148H247ZM263 149V148H262ZM67 150V151H68ZM92 150H94V149H92ZM113 150V149H112ZM114 150H115V148H114ZM211 150V151H210ZM223 150H225V149H223ZM253 150H255V152H252ZM252 151H251V153H256V151H258L257 149H253ZM34 151V150H33ZM46 151V150H45ZM55 151V150H54ZM66 151V150H65ZM64 151V153H66ZM84 151H86V150H84ZM91 151V150H90ZM103 151H104V149H103ZM220 151V150H219ZM226 151V150H225ZM261 151V150H260ZM263 151V150H262ZM32 152V151H31ZM49 152V151H48ZM51 152V151H50ZM63 152V151H62ZM70 152V151H69ZM89 152V151H88ZM102 152V151H101ZM108 151L106 150V153H107ZM205 152V151H204ZM35 153V152H34ZM45 153H47V152H45ZM64 153H63V155H64ZM95 153V152H94ZM105 153V154H106ZM112 153H114L113 151H112ZM118 153V152H117ZM124 153V152H123ZM195 153V152H194ZM232 153V152H231ZM231 153H230V155H231ZM260 153V152H259ZM258 153V154H259ZM38 154V153H37ZM50 154V153H49ZM56 154H57V152H56ZM83 154V153H82ZM88 154V153H87ZM96 154V153H95ZM254 154H252V155H254ZM261 154V153H260ZM263 154V153H262ZM254 155V156H256V158H258L259 160H260V164L258 165L260 168L256 171V174H255V172H253L254 173V181H255V183H254V185H256V187L253 189L251 186L249 187V188H245V185L243 184L244 183V181H243V183H242V177L244 176V175H242L240 172H239V169L240 168H237V166L235 167V168H231V167H233V166H235L236 165V163H235V165H233V166H231L230 168L231 169H229V167H227L229 170H226L227 168H226V166H227V164H229V163H226V165H225V167H224V165H223V167L221 168V166L220 167H217V166H214V167H212V166H210V170H211V172H209V174H207L206 172H202V175H203V178L202 179H204V180H200L199 179V182H197V185H195V189H194V186H193V190H195V191H197V192H199V193H201V195H199V196H201V198H202V200L204 199V201H206V203H208V206H211V207H214V209H215V212H214V214H215V220L213 219V220H211L212 222H214L213 224H210V226L209 225H207L208 223H210V222H208L207 223V221L205 222V224H206V226L204 227V232L206 233V237H209V238H207L208 239V241H209V243H210V248L208 249V250H202L201 249V247L199 246V245H197V246H199L200 247V249H196V248H194L192 245H194V244H191V241L193 240H195V236H196V232L198 231V229H197V226L195 225V221L193 222V220H194V217H192V215L190 214L191 212H189L188 211V208L186 209H184V207H183V205H184V203L182 202L183 200H181V199H183V198H180L179 197V199L177 198V195H176V198L179 200H177L178 202H180V200H181V202H180V204L182 203V205H180L179 206V203L177 204V202H176V200H174V206H173V208L171 209V210H173L172 212H174V215H173V213L171 214V211L169 210V208H168V206L167 205H162V203H160V202H162V198H161V195L163 194H161V192L159 193V191H160V189H157L158 190V192H157V194H156V191H152V192H154V194H156L155 196H154V194L152 195H150V198H151V196H154L153 198H151V199H147V198H149L147 195H148V193L147 194H145V195H143L142 196V194H140L139 192V194H140V196H142L141 197V201H142V199H143V201L140 203L139 202V200H140V196L137 198L138 199V201L137 202H139L138 204L140 205V207L142 206L141 204H143L144 205V207H145V210H144V208H143V206H142V210H144V213L142 212V210L141 209H139L140 207H138V206H136V204H137V202L135 201L134 202V200H137L136 198H134L135 196H137V195H139V194H137V195H134L133 194V192H131L130 190L128 191L127 189H130L131 188V186H133V185H135L134 186V188L132 189V191L134 190V193L136 194L137 192V190L135 191V189L138 187H136V185H139V181H141V180H139L138 178H140V177H138V173H136L137 175H134L135 174V172H133L134 170H132L133 169V167H134V165L132 166V167H129V169L130 170H128V168H127V166H129L130 164H128V163H126V168H125V165H123L124 166V168H125V170H123L124 168H121L122 170L120 171L119 170V167L123 164V162H121L122 164H120V166L118 167V164H119V162L117 161L118 159H117V157L116 158H114V159H117V160H115V161H117L118 163H117V167L116 166H113V164H116V162L115 163H111L110 164V162H114V161H111V158L113 159V157H114V155H113V157H112V155H103V156H101L100 158H99V156H95V157H97L98 158V162L100 161V165H99V168H100V166H101V169L100 170H98V173H96L97 171L95 170L96 168H98V166H97V164L96 163H98L97 161H96V163L94 164V162H91V164L93 163V165H95V166H97L96 168H94V170L96 171H92V172H94V173H96L97 174V177H93V179L91 178V177H89V176H93V175H95V174H93V175H89L88 176V180L87 181H89V182H91L92 184H90L89 185V182H87L86 180H82V178L81 179H79L78 178V184H79V198H80V200H82V202H83V205H84V209H83V207H82V209H83V211L81 210V207L79 206V204L77 203L78 201L76 200H74L75 201V203L79 206V209L80 210H77V212H76V218L79 220V222H81V227L83 228V229H85L86 230V234H87V238L85 239L84 238V236L81 238L80 236V238L78 237V240L79 239H81V241H82V243L84 244V242H83V240L82 239H84V241H85V243L88 241L87 239H88V237L91 239H89L90 240V242L92 243V245H93V247H94V239H96V234H97V232L99 231V230H104V227L106 226L107 227V225H103L104 227L102 228V229H100L99 228V225L97 224L98 223V219H99V217H100V211L102 210L101 209V207H102V201H100L99 202V198H101V197H105L104 198V203L107 205L105 208H107L108 210H109V213L108 214H111L110 216L112 217V218H110V219H113V221H114V219H115V222L116 221H119L118 223H116L117 225L115 226V227H117L118 226V224L120 223V225H119V227H120V230H122L123 229V225L121 224V222H122V220H123V222L126 220V223H123V224H126L128 227H126L127 228V231H129V233L128 234H130L131 235V233H132V236H134V240H136L135 241V243H138V245L136 244V248L135 247H132V248H134L133 250H138L139 251V255H142L143 256V258L145 257V258H147V260L149 259V261H153V262H155L154 264H185V260H187L186 258H187V256H188V260H189V258H190V261H191V259L194 257V256H198L197 258H198V260H200V261H202L204 264H264V154L263 155ZM47 155V154H46ZM51 155V154H50ZM59 155V154H58ZM68 155V154H67ZM89 155V154H88ZM99 155V154H98ZM123 155V154H122ZM129 155V154H128ZM28 156H30V155H28ZM32 156V155H31ZM30 156V157H31ZM34 156H36V155H34ZM34 156H33V158H34ZM54 156H56V155H54ZM62 156V155H61ZM71 156V155H70ZM82 156V155H81ZM84 156H87V155H84ZM90 156V155H89ZM88 156V157H89ZM118 156H120V155H118ZM206 156V155H205ZM209 156V155H208ZM216 157L218 156V155H215ZM225 156V155H224ZM240 156V155H239ZM14 157V156H13ZM39 157V156H38ZM49 157V156H48ZM92 157V155L90 156V159H93V161H95V160H97L96 158H91ZM124 158H126L125 156H123ZM128 157H130V156H128ZM237 157V156H236ZM241 157V156H240ZM243 157V156H242ZM242 157H241V159H242ZM248 157V156H247ZM12 158V157H11ZM15 158V157H14ZM58 158V157H57ZM133 158V157H132ZM187 158V157H186ZM226 158V157H225ZM239 158V157H238ZM238 158H236L237 160H239ZM256 158H253L252 157V159H255V160H258V159H256ZM8 159H10V156H9V158ZM16 159V158H15ZM28 159V158H27ZM51 159V158H50ZM56 159V158H55ZM65 159H68V158H65ZM73 159H75V158H73ZM89 159V158H88ZM129 159V158H128ZM130 159H131V157H130ZM134 159V158H133ZM189 159V158H188ZM198 159V158H197ZM199 159H200V157H199ZM251 159V160H252ZM29 160V159H28ZM32 160V159H31ZM69 160V159H68ZM71 160H72V158H71ZM81 160V159H80ZM83 160V159H82ZM102 160V161H101ZM121 160H125V159H121ZM135 160V159H134ZM133 160V161H134ZM212 160V159H211ZM218 160V159H217ZM237 160H233V161H237ZM249 160H250V158H249ZM248 160V161H249ZM255 160H254V163H258V161H256L255 162ZM9 161V160H8ZM15 161V160H14ZM57 161V160H56ZM59 161V160H58ZM92 161V160H91ZM103 161H105V162H109L108 163V165H107V163H106V166L104 165L105 164V162H103ZM126 161V160H125ZM128 161V160H127ZM137 161V160H136ZM191 161V160H190ZM198 161V160H197ZM213 161V160H212ZM247 161V160H246ZM247 161V162H248ZM25 162V161H24ZM30 162V161H29ZM32 162V161H31ZM36 162V161H35ZM62 162V161H61ZM66 162V161H65ZM81 162H83V161H79V157L77 158V159H75V160H73V163L71 164L70 163V166L68 165V167H69V169H68V167L65 169L66 171H67V169H68V171H67V173L68 172H70V173H72L73 171H78V168H79V165L81 164ZM140 162V161H139ZM241 162V161H240ZM246 162V163H247ZM250 162V161H249ZM10 163V162H9ZM16 163H17V161H16ZM38 163V162H37ZM68 163H69V161H68ZM80 163V164H79ZM104 163V164H103ZM125 163V162H124ZM211 163H214V162H211ZM216 163V165H219V164H217V162H215ZM231 163L232 162H230V165H231ZM238 163V162H237ZM244 163V162H243ZM246 163H245V165H246ZM11 164L13 165V163L11 162ZM43 164V163H42ZM104 165V167H102L103 165ZM139 164V163H138ZM221 164V163H220ZM233 164V163H232ZM239 165H241L240 163H238ZM251 164H252V162H251ZM61 165H62V163H61ZM65 165H66V163H65ZM87 165V164H86ZM89 165V164H88ZM87 165V166H88ZM110 165V166H109ZM112 165V166H111ZM132 165V164H131ZM176 165V164H175ZM212 165V164H211ZM242 165H244V164H242ZM14 166V165H13ZM21 166V165H20ZM229 166V165H228ZM254 167L253 166V164L252 165H249V167ZM5 167V166H4ZM4 167L3 168H0V169H4ZM8 167V166H7ZM6 167V168H7ZM12 167V166H11ZM19 167V166H18ZM44 167V166H43ZM60 167H62V166H60ZM93 167V166H92ZM92 167H91V169H92ZM106 167V168H105ZM107 167H108V170H105V169H107ZM111 169H110V168ZM122 167V166H121ZM136 167V166H135ZM134 167V168H135ZM141 167V166H140ZM139 167V168H140ZM182 167H183V165H182ZM239 167V166H238ZM241 167V166H240ZM9 168V167H8ZM15 168V167H14ZM39 168V167H38ZM41 168V167H40ZM39 168V169H40ZM63 168V167H62ZM98 168V169H99ZM104 168V169H103ZM116 168H118V170H116ZM132 168V169H131ZM137 168V167H136ZM139 168H137L138 170H140ZM142 168V167H141ZM224 168V169H223ZM226 168V169H225ZM21 169V168H20ZM36 169V168H35ZM54 169V168H53ZM52 169V170H53ZM64 169H62L63 171H64ZM90 169V170H91ZM112 170V171H110V170ZM246 169V168H245ZM6 169H4L3 171H5ZM9 170V169H8ZM15 170V172H16V168L14 169ZM25 170V169H24ZM27 170H28V168H27ZM60 170V169H59ZM62 170H61V172H62ZM80 170H83V168L82 169H80ZM184 170V169H183ZM250 170V169H249ZM249 170H248V172H249ZM251 170H252V168H251ZM2 170H1V172H3ZM11 171H13L12 169H11ZM18 171H20L19 170V168H18V170H17V172ZM28 171H30V169L28 170ZM34 171V170H33ZM49 171V170H48ZM84 171V170H83ZM120 171V172H119ZM142 171H144V170H142ZM203 171H204V169H203ZM243 171H245V170H243ZM255 171V170H254ZM6 172V171H5ZM25 172H27V171H25ZM65 172V171H64ZM86 172V171H85ZM145 172V171H144ZM148 172V171H147ZM199 172V171H198ZM20 173V172H19ZM30 173V172H29ZM32 173V172H31ZM67 173H64V174H67ZM70 173L68 174V176L70 175ZM81 173V172H80ZM252 173V172H251ZM3 174H5V173H3ZM22 174V173H21ZM20 174V175H21ZM46 174V173H45ZM63 174V173H62ZM76 174H77V172H76ZM78 174H79V171H78ZM87 174H89V171L87 172ZM142 174H144V177H146L147 178V173H142ZM141 174V175H142ZM146 174V175H145ZM156 174V173H155ZM244 174V173H243ZM1 175H2V173H1ZM13 175H14V173H13ZM82 175H84V174H82ZM82 175L80 174V176L82 177ZM86 175V174H85ZM140 175V174H139ZM178 175V174H177ZM241 175H242V177H241ZM249 175H250V173H249ZM249 175H247V176H249ZM48 176H50L49 175V173H48ZM77 175H75V177H76ZM79 176V175H78ZM120 178H119V177ZM135 176H137V180H138V182H137V180H136V178H135ZM181 176V175H180ZM246 176V175H245ZM244 176V177H245ZM87 177V176H86ZM142 177V176H141ZM243 177V178H244ZM16 178H17V176H16ZM23 178V177H22ZM70 178L72 179V177L70 176ZM91 178V179H90ZM149 178V177H148ZM176 178H178V176L176 177ZM200 178V177H199ZM247 178V177H246ZM249 179L251 178V179H253L252 177H248ZM31 179V178H30ZM65 179H67V178H65ZM84 179H85V177H84ZM141 179V178H140ZM142 179H144L145 180V178H142ZM183 179V178H182ZM23 180H25V179H23ZM144 180H143V182H144ZM148 180V179H147ZM194 180V179H193ZM244 180V179H243ZM8 181V180H7ZM26 181V180H25ZM28 181H29V179H28ZM63 181V180H62ZM71 181H73V180H71ZM70 181V182H71ZM83 181H86L87 183H85V185L83 184ZM146 181V180H145ZM160 181V180H159ZM247 181V180H246ZM253 181V182H254ZM19 182H21V180L19 181ZM52 182V181H51ZM57 182V181H56ZM61 182V181H60ZM68 182V181H67ZM136 182H137V184H136ZM152 182V181H151ZM247 182H249V181H247ZM252 182V181H251ZM14 184L16 183V182H13ZM40 183V182H39ZM53 183V182H52ZM63 183V182H62ZM74 183V182H73ZM146 183H147V181H146ZM155 183V182H154ZM166 183V182H165ZM188 183V182H187ZM54 184V183H53ZM52 184V185H53ZM67 184V183H66ZM75 184V183H74ZM73 184V186H77V184H75L74 185ZM89 185V187H91V188H89V189H86V191H85V188H84V186H86V185ZM141 184L142 185H140V187L142 186V187H144L145 185L141 182ZM174 184H175V182H174ZM43 185V184H42ZM41 185V186H42ZM61 185V184H60ZM144 185V186H143ZM150 185V184H149ZM155 185V184H154ZM153 185V186H154ZM183 185V184H182ZM188 185H189V183H188ZM248 185H249V183H248ZM252 185V184H251ZM37 186V185H36ZM45 186V185H44ZM64 186H66V185H62L61 187L62 188H64ZM152 186V185H151ZM180 186V185H179ZM11 187V186H10ZM28 187H30V186H28ZM38 187V186H37ZM43 187V186H42ZM67 187V186H66ZM65 187V188H66ZM149 187V186H148ZM248 187V186H247ZM27 188V187H26ZM49 188V187H48ZM59 186H58V190H59ZM68 188V187H67ZM87 188H88V186H87ZM147 188V187H146ZM143 189V190H149V189ZM154 188V187H153ZM152 188V189H153ZM185 188H188V187H186V185H185ZM185 188H183V189H185ZM191 188H192V186H191ZM25 189V188H24ZM42 189V188H41ZM40 186H39V193H40ZM55 189V188H54ZM91 189V190H90ZM141 189V188H140ZM166 189H167V187H166ZM15 190V189H14ZM16 190H17V188H16ZM22 190H23V188H22ZM27 191L29 190V189H26ZM25 190V191H26ZM30 190H31V188H30ZM33 190H37V188L36 187H34L33 188ZM33 190H32V192H33ZM43 190V189H42ZM49 191L51 190V189H48ZM62 190V189H61ZM68 190V189H67ZM139 190V189H138ZM142 190V191H143ZM177 190H179L178 188H177ZM186 190V189H185ZM188 190H191L190 189V186H189V188H188ZM222 190H226V192L227 193H229V194H227V197H225L223 194H222ZM229 190H232L231 191V193L229 192ZM18 191V190H17ZM24 191V190H23ZM23 191H21V192H23ZM26 191V192H27ZM46 191H47V189H46ZM147 191H145V192H147ZM151 191V190H150ZM150 191H148V192H150ZM183 192H184V190H182ZM187 191V190H186ZM244 191H246V192H252V194L253 195H251V194H248V193H244ZM20 192V193H21ZM26 192H25V194H26ZM31 192V194H33V193H35V192H33L32 193ZM42 192V191H41ZM43 192H45V191H43ZM60 192V191H59ZM64 192H66V191H64ZM130 192V193H129ZM141 192V191H140ZM144 192V191H143ZM167 192V191H166ZM174 192V191H173ZM178 192V191H177ZM179 192H180V190H179ZM194 192V191H193ZM225 192V193H226ZM233 192V193H232ZM254 192H255V194H254ZM38 193V194H39ZM47 193V192H46ZM46 193H41L42 195H39L40 197L41 196H43V197H45L44 195L46 194ZM74 193H76V192H74ZM88 193V194H87ZM131 193L134 195V197L133 196H131ZM142 193V192H141ZM151 193V192H150ZM149 193V194H150ZM176 193V192H175ZM189 193V192H188ZM224 193V194H225ZM28 195L30 194V193H27ZM31 194H30V196H31ZM52 194H53V192H52ZM55 194V193H54ZM61 194V193H60ZM59 194V195H60ZM66 194H70V196L72 195L73 196V194H71V193H66ZM66 194H64V195H66ZM144 194V193H143ZM172 194V196H173V193H171ZM178 194V193H177ZM187 194V193H186ZM192 194V193H191ZM195 194H196V192H195ZM8 195V194H7ZM17 195V194H16ZM20 195V194H19ZM28 195H27V197H28ZM35 195H36V193H35ZM48 196H49V194H47ZM180 195V194H179ZM193 195V194H192ZM197 195V196H198ZM1 196V195H0ZM38 196V197H39ZM62 196H63V194H62ZM70 196H68V198L70 197ZM146 196H147V198H146ZM183 197H184V195H182ZM181 196V197H182ZM19 197V196H18ZM17 197V198H18ZM23 196H21V198H22ZM33 197V196H32ZM47 197V196H46ZM65 197H67V196H65ZM190 197V196H189ZM196 197V196H195ZM2 198V197H1ZM5 198V197H4ZM7 198V197H6ZM16 198V199H17ZM29 198V197H28ZM34 198V197H33ZM49 198V197H48ZM67 198V199H68ZM71 199H72V201H73V197H70ZM86 198V199H85ZM133 198H134V200H133ZM165 198V197H164ZM163 198V199H164ZM226 198L227 199H229V201H230V203L228 202H225V200H226ZM8 199H9V197H8ZM7 199V200H8ZM25 199V198H24ZM31 199V198H30ZM34 199H36V198H34ZM47 199V198H46ZM51 199H52V195H51ZM66 199V200H67ZM174 199V198H173ZM193 199V198H192ZM29 200V199H28ZM37 200V199H36ZM35 200V201H36ZM40 200V199H39ZM53 200V199H52ZM52 200H50V201H52ZM171 200V199H170ZM169 200V201H170ZM188 200L190 201V199L188 198ZM18 202L20 201V200H17ZM25 201V200H24ZM68 201H71V200H69L68 199ZM71 201V202H72ZM17 202V203H18ZM22 202V201H21ZM31 202H33L32 200H31ZM66 202V201H65ZM64 202V203H65ZM71 202H70V211H72V208L74 207V206H76V204L74 205L73 203V207L71 208ZM193 202V201H192ZM40 203H41V201H40ZM43 203V202H42ZM47 203V202H46ZM49 203V202H48ZM54 203V202H53ZM165 203H166V201H165ZM21 204V203H20ZM19 204V205H20ZM25 204V203H24ZM51 204V203H50ZM49 204V205H50ZM66 204V203H65ZM104 204V205H105ZM186 204V203H185ZM190 204H191V202H190ZM225 204H227V205H225ZM27 205V204H26ZM33 205V204H32ZM40 205H42V204H40ZM55 205H56V203H55ZM68 205V204H67ZM146 205V206H145ZM187 205V204H186ZM199 205H201V204H199ZM24 206V205H23ZM28 206V205H27ZM52 206V205H51ZM58 206V205H57ZM172 206V205H171ZM170 206V207H171ZM188 206V205H187ZM186 206V207H187ZM202 206V205H201ZM30 207V206H29ZM33 207V206H32ZM41 207V206H40ZM40 207H38V208H40ZM53 207V206H52ZM59 207H60V205H59ZM62 207V206H61ZM197 207V206H196ZM195 207V208H196ZM203 207V206H202ZM207 207V206H206ZM206 207H205V209H206ZM1 208V207H0ZM20 208H22V206L20 207ZM23 208H25V206L23 207ZM38 208H37V210H38ZM46 208V207H45ZM48 208L50 209V207L48 206ZM198 208H200V210L202 209L201 207H198ZM58 209V208H57ZM64 209V208H63ZM74 209V208H73ZM104 209V208H103ZM213 209V208H212ZM19 210H22V209H19ZM26 210V209H25ZM30 210V209H29ZM60 210H62V209H60ZM75 211H76V209H74ZM106 210V209H105ZM192 210V209H191ZM203 210V209H202ZM24 211V210H23ZM27 211V210H26ZM53 211H55V209L53 210ZM66 211L67 212H69L68 211V209L66 208ZM65 211V212H66ZM74 211V212H75ZM199 211V210H198ZM197 211V212H198ZM4 212V211H3ZM58 212H60V211H58ZM57 211H55V213L57 214L58 213ZM62 212V211H61ZM60 212V213H61ZM64 212V213H65ZM104 212H108V211H104ZM194 212V211H193ZM200 212H202V211H200ZM116 213H118L121 217H122V219L120 220V216L118 217L119 218V220H117L115 217H117L118 216V214H117V216H116ZM196 213V212H195ZM0 214H1V211H0ZM17 214V213H16ZM16 214H14V216L16 215ZM46 214V213H45ZM62 214H63V212H62ZM61 214V215H62ZM66 214V213H65ZM68 214V213H67ZM197 214V213H196ZM201 214V213H200ZM18 215L19 214H17V217H18ZM52 215V214H51ZM59 215V214H58ZM1 216V215H0ZM13 216V217H14ZM27 216H29V217H31L32 215H27ZM57 216V215H56ZM65 216V215H64ZM67 216V215H66ZM68 216H69V214H68ZM72 216V215H71ZM71 216H69V218L68 219H72L73 218V216H72V218H71ZM102 216V215H101ZM199 216V215H198ZM197 216V217H198ZM201 216V215H200ZM12 217V216H11ZM17 217L15 216V218H16V220H17ZM19 217H21V218H24L22 215L21 216H19ZM28 217V218H29ZM49 217V216H48ZM52 217V216H51ZM58 217H60V216H58ZM103 217H105V213H104V216H102V218ZM168 217H169V219H168ZM175 217H177L178 219H179V221L178 220H176V218ZM209 217H210V215H209ZM228 217H231V219H233V221H234V223L237 225V227H233L232 225H230L229 223H227L226 221L228 220V219H230V218H228ZM46 218V217H45ZM50 218V217H49ZM61 218H63V217H60V219ZM67 218V217H66ZM65 218V219H66ZM75 218V219H76ZM107 218V217H106ZM153 220H152V219ZM193 218V219H192ZM196 218V217H195ZM208 218V217H207ZM211 218V217H210ZM214 218V217H213ZM226 218H228L227 220H226ZM3 219V218H2ZM2 219H0V222L2 223ZM5 219V218H4ZM4 219H3V223H5L6 221H7V218L5 219V221H4ZM33 219V218H32ZM52 219H54V218H52ZM57 219V218H56ZM64 219V218H63ZM62 219V220H63ZM65 219H64V221H65ZM68 219H66V223H71L70 221H68L67 222V220ZM104 219V218H103ZM103 219H102V223L104 222L103 221ZM198 219V218H197ZM8 220H9V217H8ZM12 220V219H11ZM24 220H25V218H24ZM37 220V219H36ZM36 220H35V222H36ZM49 220V219H48ZM47 220V221H48ZM58 220V219H57ZM73 221H72V223L73 222H76L74 219H72ZM101 220V219H100ZM99 220V221H100ZM105 220V219H104ZM165 220L167 221V220H169V221H167L166 223H165ZM203 220H204V218H203ZM31 221V220H30ZM59 221V220H58ZM121 221V222H120ZM199 221V220H198ZM202 221V220H201ZM205 221V220H204ZM203 221V222H204ZM232 221V220H231ZM21 222V221H20ZM23 222V221H22ZM24 222H26V221H24ZM23 222V223H24ZM34 222V221H33ZM55 222V221H54ZM53 222V223H54ZM60 222V221H59ZM58 222V223H59ZM110 222V221H109ZM200 222V221H199ZM230 222V221H229ZM0 223V226L2 227L3 225V223L1 224ZM9 223H10V220H9ZM9 223H5L6 224V227H7V224H9ZM16 223H17V221H16ZM16 223H15V225H16ZM77 223V225H80V224H78V221L76 222ZM101 223V222H100ZM108 223V222H107ZM113 224H114V222H112ZM178 223H180L179 225H178ZM27 224V223H26ZM29 224V223H28ZM59 224H61V223H59ZM199 224V223H198ZM233 224V223H232ZM10 225H12V227L13 226H15V225H13V221H12V224H10ZM10 225H8V226H10ZM18 225H19V223H18ZM18 225L17 226H15V227H18ZM25 225V224H24ZM39 224H37V226H38ZM50 225V224H49ZM52 225V224H51ZM55 225V224H54ZM53 225V226H54ZM110 225V224H109ZM112 225V224H111ZM110 225V226H111ZM122 225V226H121ZM204 225V224H203ZM202 225V226H203ZM214 225H217L218 226V229H219V227L220 228H222L223 230H224V232H226V234L227 235H229V237H230V239L228 240L227 238L226 239H224L225 237H221L220 238V240H219V234L221 233V231L219 232V234H218V238L217 237H215V235L213 234V232L214 233H217V232H215V229L216 230H218L217 228H215V226ZM5 226V225H4ZM4 226H3V228H4ZM27 226V225H26ZM29 226V225H28ZM36 226V225H35ZM40 226V225H39ZM57 227H60V226H62V225H60V226H58V225H56ZM56 226H55V228H56ZM65 226V225H64ZM64 226H62V227H64ZM114 226V225H113ZM201 226V225H200ZM209 226V227H208ZM0 227V228H1ZM5 227V228H6ZM11 227V226H10ZM11 227V228H12ZM33 227V226H32ZM51 227V226H50ZM109 227V226H108ZM198 227H199V225H198ZM4 228V229H5ZM11 228H8L9 229V231H10V229ZM14 228V227H13ZM19 228V227H18ZM23 228L24 227H22V231H24L25 230V228H24V230H23ZM36 228V227H35ZM52 228V227H51ZM122 228V229H121ZM215 228V229H214ZM2 229L1 228V230H0V233H1V235H2V232H4L5 230H7V229ZM31 229V228H30ZM58 229V228H57ZM62 229V228H61ZM61 229L59 228L58 230H60L61 231ZM109 229V228H108ZM212 229H214L213 231H211ZM14 231L16 230V229H13ZM18 230H20V228L18 229ZM31 230H33V229H31ZM35 230V229H34ZM55 230V229H54ZM64 230H65V228H64ZM67 230V229H66ZM65 230V231H66ZM72 230V229H71ZM80 230H82V229H80ZM80 230H77L78 232L80 231ZM105 230H107V228L105 229ZM118 230V229H117ZM220 230V229H219ZM14 231H13V233H14ZM17 231V230H16ZM37 231V230H36ZM41 228H40V233H41ZM56 231V230H55ZM54 231V232H55ZM62 231H63V229H62ZM68 231H69V229H68ZM73 231V230H72ZM125 231V230H124ZM8 231H5V236L8 234L7 233ZM12 232V231H11ZM10 232V233H11ZM17 232H19V231H17ZM16 232V233H17ZM38 232V231H37ZM53 232V233H54ZM58 232V231H57ZM57 232H55V233H57ZM83 232H84V230H83ZM99 232H101V231H99ZM103 232V231H102ZM109 232H111V231H109ZM21 233H23V232H21ZM20 232L18 233L19 235L21 234ZM27 233V232H26ZM25 232H24V234H26ZM29 233V232H28ZM27 233V234H28ZM47 233V232H46ZM68 233V232H67ZM66 233V234H67ZM73 233H74V231H73ZM108 233V232H107ZM107 233H103V234H107ZM121 233V232H120ZM123 233V232H122ZM212 233V234H211ZM223 233V232H222ZM221 233V234H222ZM12 234V233H11ZM18 234H14V235H17L18 236ZM33 234V233H32ZM60 234V233H59ZM65 234V233H64ZM75 234L77 235V233H76V231H75ZM84 234H85V232H84ZM128 234H127V236H128ZM220 234V235H221ZM73 235V234H72ZM71 235V233H70V236H72ZM79 235H82V233L81 234H79ZM130 235H129V237H130ZM11 236V238L13 237V234L12 235H10ZM9 235L7 236V237H5V238H2V236H1V238L2 239H5V241H7L6 240V238L8 239V241H10L11 242V244L12 243H14V241L15 240H17V239H15V237H13L14 239H12V240H14L13 242L11 241V239L9 240V237H10ZM27 237V238H29V236H31V238H33L32 237V235L30 234H28V236L27 235H24L23 236V238L22 239H24V237ZM67 236V235H66ZM70 236H68V238L70 239ZM131 236V237H132ZM201 236V235H200ZM20 237V236H19ZM37 237V236H36ZM36 237H34V238H36ZM45 237H46V235H45ZM59 237V235H58V233H57V238ZM64 237V236H63ZM75 237V236H74ZM108 237H109V235H108ZM205 237V238H206ZM0 238V239H1ZM18 238V237H17ZM72 238V237H71ZM237 238H239V240L237 239ZM1 239V240H2ZM19 239V238H18ZM21 239V240H22ZM50 239V238H49ZM60 239V238H59ZM63 239V238H62ZM62 239H61V241H62ZM65 239V238H64ZM110 239V238H109ZM127 239V238H126ZM132 239H133V237H132ZM21 240H19V243H20V241ZM28 240V239H27ZM27 240H25V241H27ZM29 240H30V238H29ZM32 240H34V239H32ZM31 240V242H33ZM52 240V239H51ZM50 240V242L52 243V241ZM73 240H74V238H73ZM112 240V239H111ZM111 240H109V241H111ZM131 240V239H130ZM133 240V241H134ZM5 241H3L4 242V244H5ZM65 241H67V240H65ZM69 241V240H68ZM72 241V240H71ZM80 241V240H79ZM3 242H0L1 244L3 243ZM9 242V243H10ZM23 242V241H22ZM21 242V243H22ZM49 242V241H48ZM63 242H64V240H63ZM75 242V241H74ZM73 242V243H74ZM77 242V241H76ZM89 242V243H90ZM131 242H132V240H131ZM8 243V242H7ZM20 243V244H21ZM24 243V242H23ZM28 244H30L29 242H27ZM39 244H41V242H38ZM61 243V245H62V242H60ZM67 243V242H66ZM66 243H64V244H66ZM73 243H71V244H73ZM88 243V244H89ZM111 243V242H110ZM135 243H134V245H135ZM208 243V244H209ZM27 244V245H28ZM36 244V243H35ZM34 243H31V246H34L35 245ZM53 244V243H52ZM75 244H78V243H75ZM75 244H73L72 246H74ZM95 246H97V245H100V244H97L96 242H95ZM197 244V243H196ZM10 245V244H9ZM16 245H18V244H16ZM23 245V244H22ZM22 245H20V246H22ZM25 245V244H24ZM22 246V248L24 249V247H25V250L26 251H24V252H27V248H26V246ZM37 246H38V244H36ZM35 245V246H36ZM46 245V244H45ZM87 245V244H86ZM92 245H91V247H92ZM108 245V244H107ZM111 245V244H110ZM109 245V246H110ZM113 245V244H112ZM115 245V244H114ZM128 245V244H127ZM130 246H131V244H129ZM128 245V246H129ZM8 245L6 244L2 249L4 250V248L5 247H7ZM11 246V245H10ZM10 246H8L7 248L9 249V250H12V248L14 249V247H10ZM31 246H29L30 248H31ZM34 246V247H35ZM40 247L41 246H43V245H39ZM47 246H49V244L47 245ZM53 246H54V244H53ZM64 246H66V245H64ZM88 246V245H87ZM124 246V245H123ZM196 246V247H197ZM18 247V246H17ZM16 247V248H17ZM28 247V246H27ZM28 247V248H29ZM63 247V246H62ZM20 248V247H19ZM18 248V249H19ZM33 248V247H32ZM43 248V247H42ZM44 248H46V247H44ZM64 248V247H63ZM69 248V247H68ZM70 248H71V245H70ZM77 248V247H76ZM75 248V249H76ZM81 248V247H80ZM95 248H98V246L97 247H95ZM115 250L117 249V248H115V247H113ZM8 249H5V250H8ZM49 249V248H48ZM47 249V250H48ZM74 249V250H75ZM82 249H84V248H82ZM112 249V248H111ZM15 250V249H14ZM39 251H40V249H38ZM42 250V249H41ZM72 250V249H71ZM77 250V249H76ZM79 250H81V249H79ZM78 250V251H79ZM113 250V249H112ZM119 250V249H118ZM117 250V251H118ZM121 250V249H120ZM127 250V249H126ZM29 251V250H28ZM33 251V250H32ZM43 251H44V249H43ZM48 251H50L51 252V249L50 250H48ZM62 251H64L65 252V250H63L62 249ZM89 251V250H88ZM90 251H92V253H93V251L94 250H90ZM128 251V250H127ZM10 253H11V251H9ZM17 252V251H16ZM16 252H14V251H12V255H14L15 257H19V255H17L16 256ZM30 252V251H29ZM34 252V251H33ZM35 252H38V251H36L35 250ZM46 252V251H45ZM54 252V251H53ZM52 252V253H53ZM67 252H69V251H67ZM73 252V251H72ZM114 252V251H113ZM15 253V254H14ZM19 253H20V251H19ZM55 253V252H54ZM53 253V254H54ZM91 253V252H90ZM98 252H96V254H97ZM138 253V252H137ZM57 254V253H56ZM89 254V253H88ZM95 256H96V254L95 253H93ZM117 254V255H116ZM125 254H127V253H125ZM11 255V256H12ZM23 255H25V254H23ZM30 255H31V253H30ZM84 255V254H83ZM92 255V254H91ZM115 255H116V258H118L117 256H118V252L116 253L115 252ZM120 255V254H119ZM14 256H12L14 259H13V262H14V260H16V258L14 257ZM20 256H22V255H20ZM56 256V255H55ZM65 256V255H64ZM97 256H98V254H97ZM96 256V257H97ZM121 256V255H120ZM128 256V255H127ZM126 256V257H127ZM136 256V255H135ZM18 257H17V259H18ZM30 257V256H29ZM40 257H42V256H40ZM66 257H67V255H66ZM75 256L73 255V257L72 258H74ZM94 257V256H93ZM103 257V256H102ZM21 258V257H20ZM23 258H24V256H23ZM28 258V257H27ZM34 258H35V256H34ZM42 258H44V257H42ZM69 258H71V257H69ZM71 258V259H72ZM83 258V257H82ZM128 258H129V256H128ZM138 258V257H137ZM144 258V259H145ZM195 258V257H194ZM196 258V259H197ZM29 259V258H28ZM27 259V260H28ZM33 258H31L30 259V261L32 260ZM38 259H40V258H38ZM37 259V260H38ZM54 259V258H53ZM99 259V258H98ZM100 259H101V257H100ZM125 259V258H124ZM195 259V260H196ZM19 261H21L20 259H18ZM17 260V261H18ZM24 260V259H23ZM36 260V259H35ZM48 260V259H47ZM67 260H68V258H67ZM87 260V259H86ZM85 260V261H86ZM114 260V259H113ZM147 260H146V262H147ZM198 260H196V262L198 261ZM17 261H15V264H17L16 262ZM26 261V260H25ZM29 261V262H30ZM80 261V260H79ZM78 261V262H79ZM117 261V260H116ZM128 261V260H127ZM22 262V261H21ZM29 262H27V263H29ZM35 262V261H34ZM45 263H46V261H44ZM48 262V261H47ZM65 262H66V259H65ZM82 262V261H81ZM100 262H101V260H100ZM126 261H124V263H125ZM129 262H131V260L129 261ZM128 262V263H129ZM31 263V262H30ZM38 263H40L39 261H38ZM67 263V262H66ZM70 263V262H69ZM69 263H67V264H69ZM86 263V262H85ZM102 263V262H101ZM127 263V262H126ZM145 263V262H144ZM143 263V264H144ZM150 264H151V262H149ZM193 263V262H192ZM191 263V264H192ZM201 263V262H200ZM202 263V264H203ZM0 264H7L6 262H5V260H3V258H1V256H0ZM24 264H26V263H24ZM35 264V263H34ZM42 264V263H41ZM44 264V263H43ZM48 264H49V262H48ZM60 264V263H59ZM70 264H72V263H70ZM74 264V263H73ZM91 264V263H90ZM102 264H105V262L104 263H102ZM120 264V263H119ZM134 264H135V262H134ZM140 264V263H139ZM148 264V263H147Z\"/></svg>",
    "mask_w": 264,
    "mask_h": 264
},
{
    "label": "built area",
    "instance_id": "obj_3",
    "mask_svg": "<svg viewBox=\"0 0 264 264\" xmlns=\"http://www.w3.org/2000/svg\"><path fill=\"white\" fill-rule=\"evenodd\" d=\"M140 4L142 15L147 21L142 22L143 17L138 22L134 21L130 24H124L120 19L114 17L109 20L112 36L122 45L128 44L135 37H140L143 27L148 26L149 30H152L150 27L154 23H150V20L153 15L166 16L168 14L166 10H170L173 14H179L173 9L172 0H140ZM167 20L165 19V24H162L164 28H169L166 24ZM162 26L159 25V28L163 30ZM154 28L155 26H153ZM173 30L178 31L177 29ZM141 61L150 79L149 87H146L136 97L132 103V111H145L154 118L162 119L165 117L170 101L177 97L187 98L192 94L195 87L194 69L189 61L176 58L170 52L162 49L147 54ZM172 137L175 139L177 134L173 133Z\"/></svg>",
    "mask_w": 264,
    "mask_h": 264
},
{
    "label": "crops",
    "instance_id": "obj_4",
    "mask_svg": "<svg viewBox=\"0 0 264 264\" xmlns=\"http://www.w3.org/2000/svg\"><path fill=\"white\" fill-rule=\"evenodd\" d=\"M247 31V30H246ZM244 40H242V42H243ZM244 43V42H243Z\"/></svg>",
    "mask_w": 264,
    "mask_h": 264
}]
</instances>
